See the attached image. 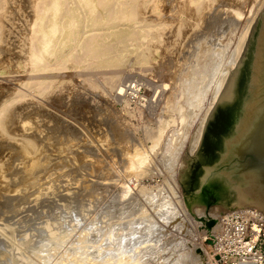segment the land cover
I'll list each match as a JSON object with an SVG mask.
<instances>
[{"label":"bare ground","instance_id":"bare-ground-1","mask_svg":"<svg viewBox=\"0 0 264 264\" xmlns=\"http://www.w3.org/2000/svg\"><path fill=\"white\" fill-rule=\"evenodd\" d=\"M149 0H0V223L3 224V231H4V235L1 234L0 235V264H10L13 263L11 258V252L10 251V246H8V242L11 243L12 240L11 238L14 237L16 235V237L18 238L17 234H19V232H22V227L24 228V223L28 220L25 221L24 217H21L20 219L14 220L16 217L18 218L20 214L23 213V211L21 210L22 207H25L24 204L31 198L33 201L35 202L37 205V207H39L40 209H46L47 211H45L46 213V218L47 219H42L40 216L37 215V218H33V220L38 219L39 217L43 220V222L45 221L44 224V230L46 231L45 235L48 236V238L50 237L48 235L47 232H51L53 233V225L56 221V218L54 215H56V213L53 215L52 210L55 209L54 208V203L53 201H57L60 200L63 202V205L67 206L70 205L71 203H80V202H85L86 200L93 199L94 201L96 200H100L102 199L103 201V195L102 193L106 190H108V188H110L112 186L109 185L110 187H106L105 184H107V182H102L99 180H95V178H93V182H91V178L90 180H87V183L89 181V183H85V181H81L82 184V188L80 189H76V193H72L73 196H70L68 194H63L61 192V189H65V187L61 188L62 186H66L68 185L66 183V185H59L58 182L60 181H56L58 180L56 178V176L60 175L61 177V181L62 179V174L64 173H59L56 175L57 171H54V169L59 170L60 168H62L64 166V168L66 167L65 165L68 164L67 166H70L71 163V158L72 161H76L75 163H73V166L75 167L74 169V177L76 175V169L79 171L80 170H85L87 168V166L85 165V161L84 159L82 160L81 158H83L80 154H82V150L84 152V148L86 146V144L83 142V145L85 144V146L81 145L84 147H82L81 152L79 153V150H76L77 148H79L78 146H75L76 144L78 145L79 143H77V139L78 138H83L80 137L81 136V132L79 130H77L78 132H80L79 137L77 136V134L74 132H72L74 135H70L69 131L67 129H69V127L66 128V126L62 127L60 125H62L63 123H61V120L59 121L61 124L58 126L57 122L56 125L54 124L52 119H57V115L56 117L51 116V111H50V107H52V105H54L55 103L59 104V105H64V94H62V89H57L58 87L56 85V83L60 82H65V78L69 79L70 77H77L80 76V71L77 69H81L84 68V66H91L92 67H102L101 69L103 70L105 67H117L123 62L125 61L124 59V55L127 53V55H129L128 52L130 51H134L133 53L136 54V62L140 63V64H144L148 63L151 59V55L148 54L145 49H141L140 45V41H142L143 39H146L147 37H149V42L151 44L152 41H150V36L153 37V35L155 36V34H159L160 31H158L157 29H161V27L163 26V30L164 29V25L165 23L163 21H166L167 18L170 17V15H168L170 13V11L168 12V16L169 17H165L167 15H164V18H166L165 20L161 19L162 17L160 16L162 13L161 11H159V7L155 8L158 5H162L163 7H161L162 9H166V7H169L170 5L175 6L174 11H178V13H183L186 15L187 21H182L180 24L178 25L175 20L173 19V17L171 20H173V22L170 23H174L176 24L173 25V29L174 26L175 28L177 27V30H175V36L177 39L180 38V34L182 33V31L184 30L185 25L188 26L187 27V32H185L184 34V38L186 39L187 37H190V41L187 43L189 44V47L191 48V50L193 51V53L196 52V50H198L197 48H202V50L208 51L209 54H204V57H202L203 59L200 61H197V65H196V61L194 60L193 62H195V66L192 67V70L194 68H196V70H194L192 72V84L190 83L189 86H187L186 84H182V82L178 76V73H175V70L173 71H165L167 68L166 67H162L158 69L162 74H168L167 76H169V78L172 80L171 82L168 83H161V79L159 82L160 85L158 84V86L160 87V90H158V94L159 96H167L166 95V91L171 90L170 91V96L171 93L175 91V89L180 88V91L178 90V93L181 95V97L179 98V109L182 106H186L185 110L186 112H183L184 115L187 117L189 115V112H195L193 110V108L195 106H201L204 103V101H206L205 97H206V93H208V91L210 92V96L208 94V97L210 98L208 101V106L207 108L205 107L206 111H204L202 118L205 119L206 114H208L210 112V110L212 109V107L215 105L214 110L211 112V115L213 114V117L218 116L217 114H219L221 117V122L224 118H226V116H238L237 117V121L235 122V125L237 126V129L235 130L234 133L232 134H228L227 136L225 135V137L223 138L218 151H217V155L219 156L220 153L223 151V149L227 146V144L230 142V140L234 137V135L237 133V131L239 130L241 124H242V120H243V115H244V110H245V105H246V101H247V96H248V91H249V86H250V81H251V76H252V71H253V66H254V60H255V55H256V50H257V45H258V39H259V34H260V29H261V24H262V18H263V13H264V0L260 1V4L258 5H254L255 3H259L255 2V0H150V2H148ZM257 1V0H256ZM255 2V3H254ZM147 3H151L150 5L147 6ZM251 4V5H249ZM124 5H144V7H146L150 12V7L151 5H156L153 9L154 14L159 17L161 19V22L158 21L159 18L155 17L154 19H152L153 15H151L150 13V23L146 25V23L144 24V26L137 28L136 25V15H138L139 13H135V17H134V11L131 8H125L124 10H121V6ZM115 6V7H114ZM150 6V7H149ZM152 6V7H153ZM171 6V7H173ZM123 7V8H124ZM144 7H142L144 9ZM136 8V7H135ZM141 8V9H142ZM159 8V9H158ZM138 9V8H137ZM135 9V10H137ZM140 9V7H139ZM146 9V10H147ZM152 9V11H153ZM161 9V10H162ZM173 9V8H172ZM170 9V10H172ZM144 11V10H142ZM163 11V10H162ZM168 11V10H167ZM166 11V12H167ZM145 12V11H144ZM143 12V18L142 16L139 18L140 20L146 21V15ZM161 13V14H160ZM172 13V12H171ZM177 13V12H176ZM142 14V13H141ZM164 14V13H163ZM162 14V15H163ZM174 14V13H172ZM149 17V16H148ZM170 17V18H171ZM169 18V19H170ZM185 18V19H186ZM138 19V20H139ZM152 19V20H151ZM157 20V21H156ZM163 20V21H162ZM178 20V18L176 19ZM152 21V23H151ZM156 21V22H154ZM170 21V20H169ZM166 22L167 25H169L170 23ZM179 21V20H178ZM160 22V23H159ZM187 22V23H186ZM179 23V22H178ZM164 24V25H162ZM165 25V27L167 26ZM171 25V24H170ZM106 28H103V27ZM172 26V25H171ZM171 28V27H170ZM170 28L168 29V31L170 30ZM107 30L106 32H100L101 30ZM167 29V28H166ZM171 28V32H169V36L173 30ZM157 30V33H155L154 31ZM174 31V30H173ZM155 33V34H154ZM164 33L163 32H160ZM166 33V32H165ZM163 34L168 36L167 34ZM168 33V32H167ZM183 34V33H182ZM162 35V37H164ZM168 36V37H169ZM174 36V35H173ZM158 36H155V38H157ZM168 37L167 40H168ZM155 38H152V40H154V43L156 44L157 41L155 40ZM171 38H175V37H171ZM158 39V38H157ZM161 39V37H160ZM188 39V38H187ZM186 39V40H187ZM163 41V39H161ZM182 40V39H181ZM139 41V42H138ZM172 41V40H171ZM178 41V40H177ZM176 41V42H177ZM148 42V41H147ZM147 42H143V43H147ZM164 42V41H163ZM162 42V43H163ZM167 42V41H166ZM187 42V41H184ZM182 42V43H184ZM153 43V45H154ZM160 43V42H159ZM172 43V42H171ZM142 44V43H141ZM149 44V43H147ZM161 44V43H160ZM175 44V42H174ZM178 44V43H177ZM176 44V45H177ZM158 45V43H157ZM171 45V44H170ZM175 45V46H176ZM181 45V44H179ZM184 45V44H183ZM148 46V45H147ZM146 46V47H147ZM151 46V45H149ZM169 46V44H168ZM131 47V48H130ZM153 46H151L152 48ZM166 47H167V43H166ZM173 47V46H172ZM186 47V46H185ZM145 48V46H144ZM154 48V47H153ZM159 48V45L158 47ZM162 48V47H160ZM159 48V49H160ZM170 48V46H169ZM168 48V49H169ZM180 48V47H178ZM172 49V48H171ZM170 49V51H171ZM184 49V48H183ZM182 49V50H183ZM162 50V49H161ZM174 50V49H173ZM201 50V51H202ZM150 51V50H149ZM153 51V49H152ZM163 51V50H162ZM178 51V50H177ZM176 51V52H177ZM186 51V50H185ZM204 51V52H205ZM212 51L214 53H216L215 55H217L218 53L223 57H220L218 59H216L217 61L220 59L219 62H215L212 57V55H210V52L212 53ZM160 52V51H159ZM151 53V51H150ZM173 53V52H172ZM201 53V52H200ZM154 54V53H152ZM160 54V53H159ZM161 54H165L166 53H161ZM170 54V53H169ZM179 54V53H178ZM182 54V53H181ZM189 54V53H188ZM192 54V52H191ZM196 54V53H195ZM134 55V54H133ZM173 55V54H172ZM186 55V54H185ZM194 55V54H193ZM132 56V55H131ZM159 57H161L160 55H158ZM163 56V55H162ZM163 56V58H164ZM179 56V55H178ZM196 56V55H195ZM158 57V58H159ZM171 57V56H170ZM181 56H179L180 58ZM188 57V56H187ZM192 57V55H191ZM201 57V56H200ZM156 58V57H155ZM162 58V59H163ZM166 58V57H165ZM164 58V59H165ZM167 58L168 55H167ZM177 58L178 60H181ZM184 58V57H183ZM217 58V57H216ZM134 59V57H133ZM161 59V58H160ZM160 59H157L160 61ZM170 61L172 62V59L169 58ZM193 59V58H192ZM127 60V59H126ZM68 61H70V65H68ZM134 61V60H131ZM150 61V62H151ZM168 61V59L166 60V62ZM177 61V60H175ZM183 61V59H182ZM190 61V60H189ZM214 61V62H213ZM134 61V63H136ZM150 62L148 63L150 66ZM165 60L164 62L162 61L163 64H167ZM169 65H173L174 63H171ZM187 61H185V65ZM191 62V61H190ZM130 63V61H129ZM158 63V62H157ZM161 63V61H160ZM161 63V64H162ZM178 63V62H176ZM175 63V64H176ZM181 63V61L179 62ZM189 63V62H188ZM133 64V63H132ZM152 64V63H151ZM154 64V62H153ZM152 64V65H153ZM162 64V65H163ZM182 64V63H181ZM191 64V63H190ZM216 64V65H215ZM122 65V64H121ZM156 65V63H155ZM159 65V64H158ZM168 65V66H169ZM179 65V64H178ZM184 65V64H183ZM124 66V65H123ZM71 68L70 70H68L67 68ZM142 67V66H141ZM145 66H143L144 68ZM154 67V66H152ZM152 67L150 66V69H152ZM156 67V70H157ZM179 67V66H178ZM90 68V67H89ZM88 68V69H89ZM90 68V69H91ZM97 68L95 69V79H97V73L99 74V72L101 73V71H97ZM124 68V67H123ZM129 68V67H127ZM171 68V66L169 67V69ZM176 68V67H175ZM174 68V69H175ZM181 68V66H180ZM188 68V67H187ZM186 68V70H187ZM89 69V70H90ZM111 70L113 68H110ZM116 69V68H115ZM121 69V68H119ZM149 69V71H150ZM173 69V66H172ZM86 70V69H85ZM94 70V71H95ZM110 70V71H111ZM118 70V69H117ZM114 70V71H117ZM133 70V69H132ZM148 70V68L146 69V71ZM184 70V68H183ZM182 70V71H183ZM191 68L189 69L190 72ZM191 70V71H192ZM83 71V69L81 70ZM93 71L90 70L89 73ZM93 71V72H94ZM105 71H108L107 69H105ZM122 71V69H121ZM124 71V70H123ZM153 71V70H152ZM155 71V70H154ZM179 71V70H178ZM181 71V72H182ZM69 72V74H68ZM79 72V73H78ZM104 72V71H103ZM103 72L101 74H103ZM120 72V71H118ZM127 72V71H126ZM151 72V71H150ZM157 72V71H156ZM155 72V73H156ZM168 72V73H167ZM180 72V71H179ZM187 72V71H186ZM86 73V72H85ZM106 73V72H105ZM109 73V72H108ZM106 73V76L107 74ZM115 73V72H114ZM145 73V72H144ZM158 73V72H157ZM183 73V72H182ZM84 74V73H83ZM82 74V75H83ZM94 74V73H93ZM101 74H99V76L101 77L100 80L105 77V75H103V77L101 76ZM146 74V73H145ZM154 74V72H153ZM92 75L91 73L89 74V76ZM119 74H115L113 75V78H115V80L119 79L120 77L118 76ZM121 75H123L121 73ZM120 75V76H121ZM159 75V74H158ZM182 75V74H181ZM191 75V73H190ZM70 76V77H68ZM88 76V73H87ZM86 78L85 81L87 80H91ZM94 76V75H92ZM90 78H93V77ZM109 76V74H108ZM107 76V77H108ZM149 76V75H148ZM151 76V73H150ZM163 76V75H162ZM184 76V75H183ZM125 77V76H124ZM177 77V79H176ZM106 78V77H105ZM102 79V80H105ZM158 78V77H156ZM166 78V77H165ZM175 78V79H174ZM184 78V77H183ZM76 79V78H75ZM79 79V78H78ZM84 79V78H82ZM95 79L93 78L92 80L95 81ZM99 79V78H98ZM111 79V78H110ZM109 79V80H110ZM152 79V78H150ZM164 79V78H163ZM174 79V81H173ZM190 79V76H189ZM81 80V78L79 79ZM91 80V81H92ZM107 80V78H106ZM105 80V81H106ZM108 80V81H109ZM113 80V79H112ZM112 80H110V85L112 86ZM114 80V81H115ZM121 80V79H120ZM148 83H150L151 80H149V78L147 79ZM72 82H74L71 79ZM84 83H88L85 82ZM90 81V82H91ZM97 81V80H96ZM95 81V82H96ZM119 81V80H118ZM167 81V80H166ZM169 81V80H168ZM83 82V80H82ZM95 82H93L95 84ZM104 81H102L101 83H103ZM154 82V80L152 81ZM156 82V80H155ZM164 82V81H163ZM184 82H185V78H184ZM66 83V82H65ZM76 83V82H75ZM78 83L81 82H77ZM108 83V82H106ZM115 83V82H114ZM113 83V84H114ZM118 83V82H117ZM120 83V82H119ZM187 83V82H186ZM68 84V83H66ZM89 84V83H88ZM87 84V85H88ZM104 84V83H103ZM103 84L101 85L99 82L100 87H103ZM108 84V85H109ZM123 84V83H121ZM135 83H133L134 85ZM147 84V83H146ZM188 84V83H187ZM65 85V84H64ZM76 85V84H74ZM73 85V86H74ZM107 85V84H105ZM118 85V84H117ZM124 85V84H123ZM121 85V86H123ZM155 85V83H154ZM59 86V85H58ZM61 86V85H60ZM72 86V85H71ZM93 85H91V88ZM97 86V84H96ZM111 86H105L104 88L106 89L109 88L112 90ZM137 86V85H136ZM152 86V85H150ZM157 86V83H156ZM65 87V86H64ZM70 86H68L69 88ZM76 87V86H75ZM73 87V88H75ZM81 87V86H79ZM78 87V88H79ZM99 87V88H100ZM126 87V86H125ZM128 87L130 88V84L128 85ZM66 88V87H65ZM72 88V89H73ZM89 88V87H87ZM97 87V90L99 89ZM100 88V89H101ZM103 88V89H104ZM116 88V86H115ZM120 88V86H119ZM123 88V87H122ZM128 88V90H129ZM134 88V86H133ZM153 88V87H151ZM64 89V88H63ZM71 89V88H70ZM77 89V88H76ZM80 89V88H79ZM96 89V88H95ZM107 89V94L110 92V90ZM118 89V88H117ZM157 89V88H156ZM209 89V90H208ZM244 89L245 94H244ZM84 90V89H83ZM91 90V89H90ZM95 90V91H97ZM121 91V88L118 89ZM135 90V89H134ZM133 90V92H134ZM151 90V89H150ZM153 90H155L153 88ZM174 90V91H173ZM207 90V91H206ZM64 92L66 90H63ZM69 91V89H68ZM88 91V90H87ZM99 91V90H98ZM102 91V89H101ZM115 91V90H114ZM122 91L125 92V90L122 89ZM77 92V91H76ZM75 92V93H76ZM112 92V91H111ZM119 92V91H118ZM148 92V91H147ZM152 92V91H151ZM176 92V91H175ZM69 92H67V95L70 96L71 99V95L68 94ZM81 93V92H80ZM90 93H94V92H90ZM102 93V92H101ZM114 93V92H113ZM121 92L116 94H119L120 96H122V94H120ZM177 93L178 96H180ZM73 94V93H72ZM87 94V93H86ZM106 94V95H107ZM244 94V95H243ZM85 95V94H84ZM91 95V94H90ZM100 95V93H99ZM115 95V93H114ZM155 95V94H154ZM169 95V94H168ZM176 95V94H175ZM73 96V95H72ZM75 96V95H74ZM93 97V95H91ZM96 96V95H95ZM105 96V95H103ZM111 96V95H109ZM66 97V96H65ZM77 97V96H76ZM83 97V96H82ZM98 96H96L97 98ZM102 97V96H101ZM108 95L106 96L107 99ZM113 97V96H111ZM110 97V98H111ZM118 97V96H117ZM116 97V98H117ZM158 97V95H157ZM207 97V98H208ZM69 98V97H67ZM78 98V97H77ZM100 98V97H99ZM151 98V97H150ZM167 98V97H166ZM75 99V97H74ZM98 99V98H97ZM103 99H105L103 97ZM115 99V97H114ZM118 99V98H117ZM126 99V98H125ZM153 99V97H152ZM155 99H159L155 97ZM154 99V101H155ZM170 99V98H169ZM168 99V100H169ZM181 99V100H180ZM66 100V99H65ZM72 100V99H71ZM93 100V99H92ZM102 100V99H100ZM109 100V98L107 99ZM112 100V98H111ZM110 100V101H111ZM121 100V99H120ZM160 100V99H159ZM164 100V99H163ZM167 100V102H169ZM69 101V100H68ZM74 101V100H73ZM77 101V100H76ZM75 102V101H74ZM85 102V101H84ZM88 102V101H87ZM95 102V101H94ZM101 102V101H100ZM109 101H107L108 103ZM117 102V101H116ZM149 102H151V99L149 100ZM156 102V101H155ZM161 102V101H160ZM164 102V101H163ZM162 102V103H163ZM166 102V101H165ZM73 103V102H72ZM82 103V102H81ZM106 103V104H107ZM125 103V102H124ZM67 104V103H66ZM76 104V103H75ZM91 104V103H90ZM99 104V103H98ZM102 104V103H101ZM104 104V103H103ZM112 104V103H111ZM171 104V103H170ZM68 105V104H67ZM80 105V104H79ZM164 105V104H163ZM172 105V104H171ZM62 106V107H64ZM72 106V105H71ZM86 106V105H85ZM95 106V105H94ZM93 106V107H94ZM99 106V105H98ZM103 106V105H102ZM68 107V106H67ZM78 107V106H77ZM87 107V106H86ZM91 107V105H90ZM105 107V104H104ZM110 107V106H109ZM147 107V106H146ZM163 107V106H161ZM160 107V108H161ZM181 107V108H182ZM66 108V106H65ZM64 108V109H65ZM82 108V107H81ZM80 108V109H81ZM84 108V107H83ZM74 109H75V105H74ZM79 109V108H77ZM89 109V108H88ZM105 109V108H104ZM109 109V108H108ZM204 109V108H203ZM216 109V110H215ZM52 110V109H51ZM55 111V109H53ZM52 110V111H53ZM57 110V108H56ZM61 110V109H60ZM69 110V109H68ZM67 110V112H68ZM86 108H84L83 111H85ZM91 110V109H90ZM165 110V109H164ZM63 111V110H62ZM66 111V110H65ZM64 111V113H66ZM92 111V110H91ZM101 111V110H100ZM106 111H107V106H106ZM105 111V112H106ZM109 111V110H108ZM60 112V111H59ZM78 112V111H77ZM81 112V110H80ZM88 112V111H87ZM93 112V111H92ZM103 112V111H102ZM111 112V111H110ZM162 112V111H161ZM53 113V112H52ZM56 113H58V111H56ZM70 113V112H69ZM79 113V112H78ZM73 113L71 112V115ZM88 115L90 113H85V115ZM95 114V112L93 113V115ZM105 114V113H104ZM196 114V113H195ZM237 114V115H236ZM63 114H61L60 116H62ZM67 115V114H66ZM76 115V114H75ZM84 115V114H81ZM109 115V113H108ZM68 116V115H67ZM91 115H89L90 117ZM183 116V115H182ZM194 116V115H193ZM92 117V116H91ZM96 117V116H95ZM112 117V116H111ZM63 118V117H62ZM73 118V117H72ZM80 118V117H79ZM78 118V119H79ZM88 118V117H87ZM180 118V117H179ZM182 118V117H181ZM199 122V124L202 123V119ZM75 119H77L75 117ZM74 119V120H75ZM78 119L76 121H78ZM118 119V118H117ZM116 118H109V120L107 121L108 125L111 126V129H114V131L116 133L120 132V129H123V126L127 123L123 125L122 124V118L120 120H117ZM63 120H69L64 119ZM72 119H70L71 121ZM81 121L83 119H80ZM87 120V119H86ZM91 120V119H90ZM95 120V119H94ZM107 120V119H106ZM180 120V119H179ZM178 120V121H179ZM240 120V121H239ZM58 121V120H57ZM68 121V122H70ZM85 121V120H84ZM83 121V122H84ZM93 121V120H92ZM177 121V122H178ZM63 122V121H62ZM87 122V121H86ZM180 122V121H179ZM182 122V121H181ZM220 122V125H222ZM71 123V122H70ZM69 123V124H70ZM79 123V121H78ZM94 123V122H93ZM160 123V122H159ZM68 124V123H66ZM85 124V123H83ZM80 124V125H83ZM101 124V123H100ZM78 125V124H77ZM76 125V126H77ZM90 126V124H88ZM130 125V124H129ZM71 126H75V122L74 125L72 124ZM96 126V125H95ZM198 126V125H197ZM201 126L197 127L194 131L195 136H201L199 134H201ZM239 126V128H238ZM87 127V126H86ZM90 127H94V126H90ZM178 127V124H177ZM180 127V126H179ZM178 127V128H179ZM64 128H66L65 130L68 131V137L73 136L72 139H75L76 141L74 142V148L72 141L70 138H67V140H63L61 138L65 137H60L62 135V133H65L63 130ZM83 128H85V126H83ZM100 128V126H99ZM124 127V130L125 131ZM177 128V129H178ZM203 128V127H202ZM73 129V128H72ZM81 129V128H80ZM89 129V128H88ZM95 129V128H93ZM102 129V128H101ZM100 129V130H101ZM104 129V128H103ZM127 131L129 132L131 130L126 128ZM162 129V128H161ZM182 129V128H181ZM199 129V130H198ZM220 129V128H219ZM106 130V129H105ZM172 129L171 131L176 134L175 130ZM218 130V129H217ZM71 131V130H70ZM87 131V130H86ZM90 131V130H89ZM96 130H94L95 132ZM133 131V130H131ZM177 131V130H176ZM101 132V131H100ZM113 132V130H112ZM114 132V133H115ZM128 132L125 133V135H128ZM158 132V131H157ZM71 133V134H72ZM84 133V134H83ZM86 132H82L83 135H85ZM98 133V132H97ZM103 133V132H102ZM124 133V132H122ZM161 130L159 131L158 135H154V140L152 142V146L150 147V150H153L159 142V139L162 137H160ZM193 133V135H194ZM219 133V132H218ZM67 134V132H66ZM66 134L64 136H66ZM105 134V133H104ZM110 134V133H108ZM113 134V133H112ZM111 134V135H112ZM169 134V132H168ZM167 134V136H169ZM174 134L172 135V139L174 138L173 136H175ZM98 135V134H95ZM120 135V134H119ZM130 135V132H129ZM128 135V136H129ZM171 135L170 138H167L164 142H162L161 148L160 150L163 151V156H160L159 158H165L167 157L166 155H170L169 157L174 159L175 156H177L176 154H178L179 152V147H181V143L183 142V138L182 137H178L175 136V140L173 139V141L171 140ZM87 136V134L85 135ZM91 136V135H90ZM109 136V135H107ZM122 136V135H121ZM131 136V135H130ZM194 136V137H195ZM67 137V136H66ZM89 137V135H88ZM96 137V136H95ZM112 137V136H110ZM109 137V138H110ZM150 137V136H149ZM166 137V136H165ZM229 137V138H227ZM231 137V138H230ZM58 138H60L61 140H63V143H60L58 140ZM93 138V136H92ZM102 138V137H101ZM106 138V137H105ZM117 138V136H116ZM127 138V137H125ZM131 138V137H129ZM127 138V139H129ZM133 138V137H132ZM135 138V137H134ZM199 139V137H197ZM195 137V140L197 139ZM71 142H70V140ZM88 139L87 137H85V140ZM95 139V138H94ZM104 140V138H102ZM114 139V137L112 138ZM123 139V137H122ZM197 139V140H198ZM214 139H218V136H215ZM69 140V144L68 143ZM90 140V137H89ZM93 140V139H92ZM100 140V139H99ZM106 140V139H105ZM119 140V138H118ZM125 140V139H124ZM132 140V139H129ZM164 140V139H163ZM88 141V140H86ZM112 141V140H111ZM123 141V140H122ZM134 141V140H133ZM199 141V140H198ZM56 142V144H55ZM62 142V141H61ZM98 142V141H97ZM109 142V141H108ZM113 142V141H112ZM111 142V143H112ZM124 142V141H123ZM128 142V141H127ZM125 142V144L127 143ZM197 143V141H195ZM76 143V144H75ZM90 147L92 146L90 141L88 142ZM94 143V142H93ZM92 143V144H93ZM96 143V141H95ZM164 143V144H163ZM196 143H195V147H196ZM67 144V145H66ZM100 144H105V143H98ZM107 144V143H106ZM124 144V145H125ZM183 144V143H182ZM70 145V146H69ZM96 145V144H95ZM97 145L96 147H101ZM118 145V144H117ZM123 145V146H124ZM94 146V145H93ZM112 146V145H111ZM121 146V145H120ZM89 146L86 147V149ZM88 149H91V148ZM95 146L93 147L96 148ZM115 147V145H114ZM122 147V146H121ZM92 149V150H93ZM100 148H97V150H99ZM113 149V148H112ZM111 149V150H112ZM116 149V148H115ZM195 149V148H194ZM102 150V149H100ZM108 150V149H107ZM106 150V151H107ZM120 150V149H119ZM155 150V149H154ZM78 151V152H77ZM118 151V150H117ZM134 159H132L128 154H126L123 157H126L123 160H126L127 165H124L125 170H127L129 173L130 171H132L135 168H138V165L144 163L145 158H147V152L145 153L143 151H138L137 148H135L134 150ZM86 152V151H85ZM84 152V153H85ZM94 152V150H93ZM109 152V151H108ZM116 152V150H115ZM119 152V151H118ZM154 152V151H153ZM71 154V158L70 160L67 161L68 157L67 155ZM95 153V152H94ZM93 153V154H94ZM97 153V152H96ZM104 153V152H102ZM152 153V152H151ZM162 153V152H161ZM193 153V152H192ZM191 153V154H192ZM87 154V153H86ZM99 154V153H98ZM101 154V153H100ZM99 154V155H100ZM115 154V153H114ZM122 154V153H120ZM125 154V153H124ZM153 154V153H152ZM212 154V153H211ZM83 155V154H82ZM88 155V154H87ZM117 155V154H116ZM201 155V154H200ZM91 156V155H90ZM93 156V155H92ZM104 156V155H103ZM109 156V155H108ZM115 156V155H113ZM120 156V155H119ZM154 156V155H153ZM210 154L209 152L203 153L201 155V157H199V159L203 160L200 167L198 168L200 170V173L202 174V169H205L206 175L208 174V176L206 177V181L208 182L207 184L210 185L213 180H214V174H211L210 169L211 167L207 166L206 163H209L213 158L210 159ZM118 157V156H116ZM168 157V158H169ZM90 158V157H89ZM98 159L102 158V156L100 155V157L97 156ZM218 158V157H217ZM103 159V158H102ZM110 159H114V158H110ZM148 159V158H147ZM166 159V158H165ZM171 159V160H172ZM87 160V159H86ZM96 160V159H95ZM157 160V159H156ZM71 161V162H72ZM89 161V160H88ZM94 161V160H93ZM121 161V160H119ZM160 161V160H159ZM163 161V160H162ZM96 162V161H95ZM100 162V161H99ZM166 162V161H165ZM172 162V161H171ZM171 162L168 161V163L170 164ZM89 163V162H87ZM124 163V162H123ZM91 164V163H90ZM88 164V166H92ZM93 164V163H92ZM173 164V162H172ZM98 164L93 165L92 167L96 166ZM104 165V164H103ZM123 165V164H122ZM203 165V167H202ZM101 166V165H100ZM107 166V165H106ZM168 166V165H167ZM171 166V165H169ZM86 167V168H85ZM97 167V166H96ZM172 167V166H171ZM170 167V168H171ZM69 167H66V170ZM71 168V167H70ZM98 168V167H97ZM102 168H105L104 166H101L100 170H103ZM122 168V167H121ZM89 170L91 169L90 167L88 168ZM95 169V167L93 168ZM119 169V168H118ZM73 170V169H72ZM105 170V169H104ZM113 170V169H112ZM171 170V169H170ZM68 171V170H67ZM86 171V170H85ZM84 171V172H85ZM107 171V170H106ZM135 171V170H134ZM63 172V171H61ZM70 172V170H69ZM96 172V169H95ZM103 172V171H102ZM101 172V174H102ZM123 172V171H122ZM72 173V171L70 172ZM92 173V172H91ZM109 172H107L108 174ZM126 173V176L128 175ZM199 173V172H198ZM210 173V174H209ZM83 174V172H82ZM80 172V175H82ZM85 174H90L89 172H85ZM94 174V173H93ZM95 174H98L95 173ZM104 174V173H103ZM120 174V173H119ZM125 174V173H124ZM65 175V174H64ZM73 176V174H71ZM70 175V176H71ZM84 175V174H83ZM82 175V176H83ZM113 175V174H112ZM184 175L188 176V172L186 171V173ZM79 176V175H78ZM76 176V178L78 177ZM85 176H89V175H85ZM200 176V175H199ZM202 176V175H201ZM67 177V175H66ZM73 177V178H74ZM100 177V176H98ZM97 177V178H98ZM113 177V176H112ZM59 178V177H58ZM65 178V177H64ZM204 178V177H202ZM201 178V180H203ZM60 179V178H59ZM66 179V178H65ZM88 179V178H87ZM115 180L117 178H114ZM127 179V178H126ZM130 179V178H129ZM75 180V179H74ZM78 180V179H77ZM113 180V179H112ZM76 181V180H75ZM80 181V179H79ZM78 181V182H79ZM118 181V180H117ZM124 181V180H122ZM215 181V180H214ZM63 182H66V180H64ZM62 182V184H63ZM111 182V181H110ZM75 183V182H74ZM120 183V182H119ZM118 183V184H119ZM122 183V182H121ZM61 184V183H60ZM65 184V183H64ZM85 184L87 186H85ZM115 185V181L113 183ZM117 184V185H118ZM126 183H122L120 187V190L118 191L117 189H114L115 191L117 190L119 192V195L115 194V198L121 197V199L125 198L127 195L131 196V200H135L133 197V195L130 194V187L125 185ZM74 185H72L71 188H73ZM77 186V185H76ZM75 186V187H76ZM68 188V187H67ZM113 188V187H111ZM117 188V187H116ZM143 187H141V190ZM145 188V187H144ZM162 188V187H161ZM168 188V187H167ZM174 188V187H173ZM138 189V188H137ZM70 190V189H68ZM75 190V189H74ZM149 190V189H148ZM161 190V189H160ZM63 191V190H62ZM72 191V190H71ZM110 192V189L108 190ZM114 191V192H115ZM116 191V192H117ZM176 191V190H175ZM107 192V191H106ZM112 192V191H111ZM147 192V191H146ZM153 192V191H152ZM155 192V191H154ZM164 193V192H163ZM203 192L201 191H197V194H202ZM71 194V195H72ZM113 194L114 193H110V197L111 199H113ZM140 194V193H139ZM148 194V193H147ZM154 193L152 194H148V195H152L153 196ZM157 194V193H155ZM154 194V195H155ZM216 194V193H215ZM109 195V194H108ZM136 195V194H135ZM166 195L169 196V194L167 193ZM178 195V194H177ZM129 196V197H130ZM109 197V196H107ZM105 197V198H107ZM167 197V196H166ZM30 199V200H31ZM110 198L108 200H111ZM120 199V200H121ZM138 199V198H137ZM105 200V199H104ZM130 200V199H128ZM127 200V201H128ZM107 201V200H106ZM199 202H201V200H198ZM31 202V203H32ZM71 202V203H70ZM97 202V201H96ZM99 202V201H98ZM97 202V203H98ZM105 202V201H104ZM113 202V201H112ZM111 202V203H112ZM120 202V201H119ZM118 202V204H119ZM122 202V200H121ZM120 202V203H121ZM129 203L131 201H128ZM81 203V204H82ZM107 203V202H105ZM123 203V202H122ZM125 203V202H124ZM135 203V202H134ZM168 203V202H167ZM61 203L58 204V206ZM86 204H90L89 202H87ZM96 204V203H95ZM94 204V205H95ZM104 204V203H103ZM115 204V203H113ZM117 204V205H118ZM133 204V202H132ZM136 204V203H135ZM134 204V205H135ZM177 204V202H176ZM27 205V204H26ZM72 205V204H71ZM70 205V206H71ZM76 205V204H75ZM74 205V206H75ZM80 205V204H79ZM102 205V204H101ZM115 204V206H117ZM153 205V204H152ZM164 204H162L163 206ZM30 206V203L29 205ZM26 206V207H27ZM73 206V205H72ZM72 207V209L75 210L74 213H76L75 215L77 216L76 212L77 208ZM88 206V205H87ZM86 206V207H87ZM100 206V205H99ZM112 206V205H111ZM110 206V207H111ZM121 206V205H120ZM123 206V205H122ZM121 206V207H122ZM128 206V205H127ZM138 206V205H135ZM199 206V205H198ZM216 206V205H215ZM25 207V209H27ZM63 207V206H61ZM82 207V206H81ZM89 207V206H88ZM106 207H108L106 205ZM113 207V206H112ZM120 207V209H121ZM133 207V206H132ZM176 207V206H175ZM202 205H200V210H202ZM36 208V207H35ZM34 208V209H35ZM39 208L37 209L38 212L40 211L42 213V210H39ZM57 208V207H56ZM64 208V207H63ZM69 208V207H68ZM76 208V209H75ZM80 208V207H79ZM85 207H82L81 209L84 210ZM95 208V207H94ZM102 207L98 208L99 210ZM118 208V206L116 207ZM124 208V206H123ZM129 208V207H128ZM165 208V207H164ZM196 208V207H195ZM33 209V210H34ZM60 209V208H59ZM87 209V208H85ZM113 209V208H111ZM215 209V208H214ZM217 209V208H216ZM223 209V208H222ZM234 209V208H233ZM21 210V211H20ZM32 210V206H30L27 209V212ZM35 209V212L37 211ZM63 209H61L62 211ZM80 210V209H79ZM82 210V211H83ZM97 210V209H96ZM95 212H99L96 211ZM126 210V209H124ZM124 210H120V211H124ZM130 210V208H129ZM211 211H216L213 210V208L210 209ZM60 211V212H61ZM64 211L66 212V208L64 209ZM63 211V213H64ZM71 211V210H70ZM69 211V213H70ZM85 211V210H84ZM83 211V212H84ZM105 211V210H104ZM119 211V212H120ZM169 209H164L162 212L164 213V217L168 216ZM21 212V213H19ZM26 212V213H27ZM33 212V211H32ZM38 212H36V214H39ZM59 212V211H58ZM57 212V213H58ZM68 212V210H67ZM73 212V210H72ZM93 212V211H92ZM118 212V213H119ZM202 212V211H201ZM217 212V211H216ZM25 213V211H24ZM34 213V212H33ZM81 213V210L80 212ZM90 213V212H89ZM94 213V212H93ZM93 213L91 215H93ZM115 213V212H114ZM121 213V212H120ZM213 213V212H212ZM61 218L62 213H58ZM65 214V213H64ZM63 214V215H64ZM68 214V213H67ZM65 214L64 216L66 217ZM83 214V213H81ZM80 214V215H81ZM86 214L87 211H86ZM85 214V215H86ZM98 214V213H97ZM111 214V211H110ZM124 214V213H123ZM137 214V213H135ZM217 214V213H216ZM227 214V213H226ZM30 215L31 212H30ZM35 215V213H34ZM33 215V216H34ZM74 215V216H75ZM79 215V214H78ZM79 215V216H80ZM90 215V214H89ZM107 215V214H106ZM22 216V215H21ZM29 217V214L27 215ZM84 216V215H83ZM82 216V217H83ZM87 216V215H86ZM94 216H96L94 214ZM102 216V214H101ZM109 216V215H107ZM115 216V215H114ZM113 216V217H114ZM139 216V215H138ZM35 217V216H34ZM44 217V218H45ZM57 217V216H56ZM70 220L69 221H73L72 220V215H68L67 216ZM85 217V216H84ZM93 217V216H92ZM111 217V216H110ZM136 217V216H135ZM32 217H30L31 219ZM39 218V219H40ZM86 218V217H85ZM90 218V216H89ZM105 218V217H104ZM109 218V217H108ZM129 218V217H128ZM170 218V217H169ZM29 219V221H31ZM58 219V218H57ZM63 219V218H62ZM65 219V218H64ZM67 219V218H66ZM93 219H95V217H93ZM91 218V220H93ZM141 219V218H140ZM61 222V219H58ZM68 220V219H67ZM76 220V218H75ZM74 220V222H76ZM89 219H87L88 221ZM115 220V219H114ZM124 220V219H123ZM132 220V219H131ZM167 220V219H166ZM37 221V220H36ZM35 221V222H36ZM41 221V220H40ZM82 221V220H81ZM80 221V222H81ZM85 221V220H83ZM128 221V220H127ZM169 221V219L167 220ZM42 221L40 222L41 224L43 223ZM57 222V221H56ZM58 222V223H60ZM74 222H72L74 224ZM107 222V221H106ZM139 222V221H136ZM149 222V221H148ZM27 223V222H26ZM29 223V222H28ZM67 223H69L67 221ZM71 223V222H70ZM69 223V224H70ZM71 223V224H72ZM77 223V222H76ZM89 223V222H88ZM124 223V222H123ZM146 223V222H144ZM170 223V222H169ZM38 224V222H37ZM57 224V223H56ZM63 225V223H61ZM60 224V225H61ZM69 224H65L68 225ZM70 224V226H71ZM80 224V223H79ZM78 224V225H79ZM86 224V222H85ZM84 224V225H85ZM131 224V223H130ZM133 224V223H132ZM34 225V224H33ZM43 225V224H42ZM76 225V224H75ZM83 225V224H82ZM90 225V223H89ZM95 225V224H94ZM93 225V226H94ZM143 225V224H142ZM152 225V224H151ZM165 225V224H164ZM56 226V225H55ZM64 226V225H63ZM77 226V225H76ZM80 226V225H79ZM87 225H85L86 227ZM92 226V225H91ZM100 226V225H99ZM109 226V225H108ZM113 226V225H112ZM111 226V227H112ZM122 226V225H121ZM128 226V225H127ZM131 226V225H130ZM134 226V224H133ZM168 226V225H167ZM30 227L31 224H30ZM29 227V228H30ZM75 226H73L74 228ZM82 227V226H81ZM84 227V226H83ZM90 227V226H88ZM97 227V226H96ZM147 228V226H145ZM144 227V228H145ZM152 227V226H151ZM26 228V226H25ZM27 227V229H29ZM37 228H41V227H37ZM43 228V227H42ZM55 228V227H54ZM59 228V227H58ZM62 228V227H61ZM71 228V227H70ZM69 228V229H70ZM93 228V227H92ZM105 227H102L101 230H103ZM113 228V227H112ZM112 228L110 229L112 231ZM118 229L121 227H117ZM134 228V227H133ZM139 228V227H138ZM143 228V229H144ZM31 229V228H30ZM29 229V231H30ZM63 229V228H62ZM72 229V228H71ZM70 229V230H71ZM78 229V228H77ZM76 229V230H77ZM127 229V228H125ZM124 229V231H125ZM156 229V227H155ZM160 229V228H158ZM32 230H37V229H33ZM43 232L42 234H44V230L41 229ZM57 230V229H56ZM61 230V229H59ZM67 229H65L66 231ZM70 230L68 231L70 233ZM109 230V232H111ZM120 230V229H119ZM117 230V231H119ZM146 230V229H145ZM28 231V232H29ZM58 231V230H57ZM64 231V232H65ZM75 231V230H74ZM73 231V232H74ZM87 231V229H86ZM122 231V228H121ZM132 231V230H131ZM149 231V230H148ZM154 231V230H153ZM20 232V233H21ZM36 232V231H35ZM37 232H41L40 230H38ZM36 232V236L37 238H39V236H37ZM62 231V233L64 236L65 235ZM67 232V231H66ZM103 233H105V230L101 231ZM108 232V231H106ZM108 232V233H109ZM115 232V231H113ZM111 232V233H113ZM120 232V231H119ZM128 232V231H125ZM160 232V231H159ZM1 233V232H0ZM25 233V232H22ZM27 233V232H26ZM30 233V232H29ZM61 233V232H59ZM68 233V234H69ZM81 233V232H80ZM84 233V232H83ZM86 233V232H85ZM89 233V231H88ZM100 233V232H97ZM102 233V234H103ZM123 233V232H122ZM162 232H160L161 234ZM41 233H39L40 235ZM72 234V233H71ZM101 234V235H102ZM125 234V233H124ZM124 234H122V236H124ZM128 234V233H127ZM153 234V233H152ZM159 234V235H160ZM27 236L26 234H23L22 236L25 237ZM60 235V234H59ZM88 235V234H87ZM97 236V234H94ZM99 235V234H98ZM100 235V236H101ZM118 236L121 235L117 234ZM131 235V234H130ZM129 235V237H130ZM44 235H42L43 237ZM47 236H44L45 239ZM53 236V234H52ZM58 236V235H56ZM61 236V235H60ZM73 236H77V235H73ZM84 236V235H82ZM90 236V235H89ZM88 236V237H89ZM104 236V235H103ZM113 236V235H112ZM132 236V235H131ZM134 236V235H133ZM142 235H140L141 237ZM28 237V236H27ZM41 237V239L39 238V242L36 240V243H30L31 245H28L31 248V251L33 250L35 253L37 254H48V252L46 253L45 248L47 249V246L50 245L51 246V242L48 243L45 241V239H43ZM68 237V236H67ZM78 239L80 238V236H77ZM77 237H75V240L77 241ZM99 237V236H98ZM117 236H113V239L116 238ZM121 237V236H120ZM136 237V236H135ZM134 237V238H135ZM138 237V236H137ZM152 237V236H151ZM30 238V236H29ZM47 238V239H48ZM51 238V237H50ZM61 238V237H60ZM57 238V239H60ZM69 238V237H68ZM104 238H106V236H104ZM111 240L110 242H112V237L110 236ZM109 238V239H110ZM124 238V237H121ZM127 238V237H126ZM131 238V239H134ZM25 239V238H24ZM52 239L55 241V239L52 237ZM66 239V238H64ZM117 239V238H116ZM145 239L148 238L145 237ZM164 239V238H163ZM11 242H10V241ZM61 240V239H60ZM59 240V241H60ZM67 240V239H66ZM74 240V239H73ZM88 240V239H87ZM96 240V239H94ZM137 240V239H136ZM135 240V241H136ZM142 240V239H141ZM144 240V239H143ZM157 240V239H156ZM31 241V240H27ZM53 241V245H55L56 242H58V244H63V242H65V240L62 242V240L59 241H55L54 243ZM68 241V240H67ZM84 241V240H83ZM103 241V240H102ZM101 241V242H102ZM115 241V239H114ZM146 241V242H147ZM35 242V240H34ZM80 242V241H79ZM89 242V241H88ZM105 242V240H104ZM110 242L108 241V244H110ZM118 242H121L118 240ZM124 242V241H123ZM132 242V241H131ZM134 242V241H133ZM138 244L136 242H134V244L132 243V246L140 245L141 242L137 241ZM143 242V241H142ZM69 243V242H68ZM82 243V242H81ZM80 243V244H81ZM86 243V242H85ZM93 243V242H92ZM114 243V242H113ZM136 243V244H135ZM12 244V243H11ZM10 244V245H11ZM29 244L26 243L25 241V245ZM67 244V243H65ZM64 244V245H65ZM71 244V243H69ZM73 244V241H72ZM77 244V243H76ZM75 244V246H76ZM96 244V243H95ZM94 244V245H95ZM105 244V243H103ZM118 244L117 242L114 244L116 245ZM128 244V243H127ZM145 244V243H143ZM17 245V244H16ZM47 245V246H46ZM57 245V244H56ZM68 245V244H67ZM74 245V244H73ZM88 245V244H86ZM97 245V244H96ZM120 247V251L121 250H125L126 251H122V252H127L128 249L127 247L130 245H121L120 243L118 244ZM152 245V244H151ZM164 245V244H163ZM13 246V245H12ZM24 246V245H23ZM26 245V248L28 247ZM46 246V247H45ZM50 246H48L50 248ZM62 246V245H61ZM66 246V245H65ZM65 246H62L61 249ZM70 246V245H69ZM74 246V247H75ZM81 246V245H79ZM102 246V245H101ZM106 246V245H105ZM103 246V248L105 247ZM112 246V244L110 245ZM110 246H106V247H110ZM149 246V245H148ZM9 247V248H8ZM14 247V246H13ZM60 247V246H58ZM67 247V246H66ZM77 247V246H76ZM85 247V246H83ZM93 247V246H92ZM98 247V245H97ZM115 247V246H114ZM131 247V246H129ZM140 247V246H139ZM138 247V248H139ZM153 247V246H152ZM54 248V247H53ZM56 248V246H55ZM69 248V247H68ZM78 248V247H77ZM113 248V247H112ZM117 248V246L115 247V249ZM132 248V247H131ZM18 249V248H17ZM29 249V248H28ZM27 249V250H28ZM60 249V250H61ZM72 249V248H71ZM86 249V248H85ZM97 249V248H96ZM95 249V250H96ZM101 249V248H100ZM147 249V247H146ZM155 249V248H154ZM161 249V248H160ZM9 250V251H8ZM15 250V249H14ZM65 250V249H63ZM80 250V249H79ZM78 250V252H79ZM83 250V248H82ZM91 250V249H89ZM93 250V249H92ZM98 250V249H97ZM96 250V251H97ZM109 250V248L107 249ZM111 252L112 249L110 248ZM138 250V249H137ZM156 250V249H155ZM162 250V249H161ZM23 251V250H22ZM26 251V250H24ZM29 251V250H28ZM27 251V252H28ZM48 251H50L48 249ZM70 251V249H69ZM81 251V250H80ZM88 251V250H87ZM102 251V250H101ZM105 251V250H103ZM117 251V250H116ZM143 251V250H142ZM153 251V250H152ZM58 252V251H57ZM56 252V253H57ZM62 251L59 252V256L61 257ZM72 252V251H71ZM69 252V253H71ZM110 252V251H109ZM118 252V251H117ZM118 252V253H119ZM130 252V250H129ZM128 252V253H129ZM155 252V251H154ZM159 252V251H158ZM157 252V253H158ZM11 253V254H10ZM21 253V252H20ZM25 253V252H24ZM32 253V252H31ZM76 252H74L75 255ZM83 253V252H81ZM86 253V252H85ZM98 253V252H97ZM96 253V254H97ZM107 253V252H106ZM104 253V254H106ZM16 254V253H14ZM23 254V253H22ZM29 254V253H28ZM27 254V255H28ZM36 254V255H37ZM55 254V253H54ZM67 254V253H66ZM79 254V253H78ZM87 254V253H86ZM94 254V253H93ZM101 254V252H100ZM100 254H97L100 256ZM122 253H119V255ZM141 254V252H140ZM26 255V256H27ZM31 255V254H30ZM29 255V256H30ZM33 255V254H32ZM31 255V256H32ZM65 256V254H63ZM114 255V254H113ZM116 255V254H115ZM118 255V256H119ZM134 255V254H133ZM188 255V254H187ZM16 256V255H15ZM22 256V255H21ZM30 256V257H31ZM121 256V255H120ZM143 256V255H142ZM160 256V255H159ZM186 256V255H185ZM184 256V257H185ZM11 257V258H10ZM29 257V258H30ZM34 257V255H33ZM39 257V256H38ZM54 257V255H53ZM57 257V256H56ZM70 257V256H69ZM77 257V256H76ZM85 257V256H84ZM83 257V258H84ZM98 257V258H99ZM104 257V256H103ZM133 257V256H132ZM131 257L132 262H130V264H146L148 261L144 260H140V258L138 257L137 254L134 255L133 259ZM188 257V256H186ZM24 258V256L22 257ZM32 258V257H31ZM36 258V257H35ZM50 258V256L48 257ZM48 258H46L48 260ZM66 258V257H65ZM79 258L78 260L80 261L81 257H77ZM102 258V257H101ZM106 257H104L105 260ZM110 258V257H109ZM114 262V259H109ZM122 258V257H121ZM146 258V257H145ZM27 259V257H26ZM43 259V256H42ZM88 259V258H87ZM90 259V258H89ZM116 259V258H115ZM125 259V258H123ZM29 260V259H28ZM35 260V259H34ZM36 260H39L38 258ZM52 260V258L50 259ZM48 260V261H50ZM54 260V258H53ZM52 260V262H53ZM61 260V259H60ZM60 260L55 259V264L56 261H58L60 264ZM63 260V258H62ZM61 260V261H62ZM68 260V259H67ZM72 260V259H70ZM74 260V259H73ZM72 260V261H73ZM95 260V259H93ZM103 260V259H102ZM118 257L115 260L114 263L112 264H122L125 263L123 262V260H121V262L118 263ZM128 262L129 260L126 259ZM153 259H151L152 261ZM19 261V260H18ZM41 260H39L40 262ZM78 261V262H79ZM100 262V260H98ZM184 261V260H183ZM28 262V261H27ZM42 262V261H41ZM44 262V261H43ZM77 262L74 261L73 263ZM110 262V261H109ZM109 262H106L104 264H109ZM171 262V261H170ZM186 262V261H185ZM191 262V261H190ZM18 263V262H17ZM23 263V262H22ZM66 264H68V262H65ZM72 263V262H71ZM70 263V264H71ZM92 263V262H91ZM97 263V262H96ZM129 263V262H128ZM126 263V264H128ZM163 263V262H162ZM195 263V262H194ZM20 264V263H19ZM46 264V263H45ZM51 264V263H50ZM53 264V263H52ZM101 264V263H99ZM111 264V263H110ZM198 264V263H195Z\"/></svg>","mask_w":264,"mask_h":264},{"label":"rangeland","instance_id":"rangeland-1","mask_svg":"<svg viewBox=\"0 0 264 264\" xmlns=\"http://www.w3.org/2000/svg\"><path fill=\"white\" fill-rule=\"evenodd\" d=\"M260 1L261 0H259V3H255V2H258V0L256 1L255 0V4L254 5H258V4H260ZM148 2H150V0L148 1ZM151 3H147V5H145V6H147V8H148V5H150ZM249 5H251V4H249ZM121 6V5H120ZM153 5H151V7L149 8L150 9V12H148L149 10L146 8V7H144V5H125V7H124V5H122L120 8H121V10H124L125 8H131L132 10H133V12L134 11H136V12H134V17H135V13H139L138 15H136V17H135V19H136V27L137 28H140V27H142V26H144V24L146 23V25H147V23L149 24L150 23V18H151V16H150V14L151 15H153L154 14V11L156 10H154L153 8L156 6V5H154L153 7H152ZM171 6H173V5H170L169 7H166V9H162L161 7H163L162 5H158V6H156L155 8H157V7H159L158 9H159V11H161V13L163 14H161L160 16L162 17L161 19H163L164 18V15H167L168 14V12L170 11V13L168 14V15H170V17L171 16H173V17H169L168 15L167 16H165L166 18L167 17H169V18H164L163 20H165L166 19V21H163L164 23H165V25H167L168 24V22L167 21H169V23L170 22H173V20H171L172 18L175 20V22L179 25L180 24V22H181V19H182V21L184 20V21H187V18H186V15L185 14H183V13H178V11H174V10H176L175 9V6H173V7H171ZM115 7V6H114ZM124 7V8H123ZM136 7V8H135ZM139 7H140V9H139ZM142 7H144V9L142 8ZM138 8V9H137ZM142 8V9H141ZM173 8V9H172ZM135 9H137V10H135ZM147 9V10H146ZM152 9H153V11H152ZM163 11H162V10ZM170 9H172V10H170ZM142 10H144V11H142ZM168 10V11H167ZM167 11V12H166ZM143 12L145 13V15H146V13H147V19H146V21H145V18H144V21L143 20H140L141 18V16H142V18H143ZM174 13V14H172V13ZM177 12V13H176ZM142 13V14H141ZM150 13V14H149ZM149 16V17H148ZM160 16L159 17H157L155 14L152 16L153 18L152 19H154L155 17H157V18H159L158 19V21H160L161 22V19H160ZM145 17V16H144ZM140 18V19H139ZM178 18V20H176ZM186 18V19H185ZM139 19V20H138ZM151 19V20H152ZM157 21V20H156ZM156 21H154V22H156ZM159 22V23H160ZM166 22H167V24H166ZM175 22L172 24V23H170L169 25H167L166 27H165V25L164 24H162V25H164V29L165 30H163L164 31V33L165 34H167L168 36H169V32H171V28L173 29V25H175L176 26V24H175ZM179 22V23H178ZM151 23H152V21H151ZM162 23V22H161ZM187 23V22H186ZM175 26H174V31L172 30V32L173 33H171L170 34V36L168 37V36H166V35H163L164 33H161L160 34V32H163L162 31V29H163V26L161 27V29H157L158 31H160L159 32V34L157 33V30H155L154 32L155 33H157V34H155V36H158L157 38H155V36L153 35V37H151L150 36V41H152L151 42V44H150V42H149V37H147L146 39H143L142 41H140V45L141 46H143L144 44V46H145V48H144V46L143 47H141V49L143 48V49H145V51L148 53V54H150L151 55V59H152V61L150 62V66L152 67V66H154V67H152V69H150V66H149V62L148 63H145V65L144 64H140V63H137L136 62V54L135 53H133L134 51H130V52H128L129 53V55H127V53L124 55V59H125V61H123L119 66H118V68L117 67H105L103 70L101 69L102 67H96L97 68V71H101V73L103 72V74H101L100 72H99V74H101V76L103 77V75H105V77L107 78V80H106V78L105 77H103L102 79H104L105 78V80H100V76H99V74L97 73V79H95L96 77H95V72H96V68L95 67H92L91 68V66H84V68H81V69H77V70H79L80 71V76H77V77H70V76H68V77H70L69 79H66L65 78V82L66 83H68V84H66L65 82H62V83H60V82H58V83H56V85H55V87L57 86L58 88L57 89H62V94H64V93H66V94H64V102H66V103H64L65 104V106H66V108H65V106L62 104V105H59V104H57V103H55L54 105H52V107H50V111H51V116H53L54 114V116L53 117H56V115H57V119H52L53 120V122H54V124L56 125V122H57V125L59 126L61 123H63L62 125H60V126H62V127H64V126H66V125H68V126H66V128L67 127H69V129H67L68 131H69V134L70 135H74L73 133L75 132H78L77 130H79L80 132L82 131V132H86L85 133V135L87 134V136H85V135H83L82 134V132H81V136L80 137H83V138H78L77 139V141L75 140V139H72L73 138V136H70V137H68V131H66L65 129L66 128H64V130H63V128H62V130L65 132V133H62V134H60V135H62V136H60V137H65V139L64 138H61V139H63L64 141L65 140H67V138H70L71 140H73L72 141V143L73 144H71L70 142H71V140H70V142H69V140H68V143L67 144H69L70 143V145H73V148H74V142L76 141L77 143H79L78 145L76 144L75 146H80L79 148H77L76 150H79V153L81 152V148L83 147V146H85V144H86V146H85V150H84V152H83V150H82V154H80L83 158H81L82 160L84 159L85 161H87V162H89V163H87V162H85V165L87 166V168L84 170L85 172H89L90 174H85V172L83 171V170H80L79 169V171L76 169L75 171H76V175H75V177H74V174L75 173H73L74 172V169H75V167L73 166V163H75L76 161H72V158H71V154L70 155H67V157H68V159H67V161L68 160H70V158H71V161H70V163H71V165L70 166H67L68 164H66L65 166L66 167H69V168H67V170H66V167L64 168V166L62 167V168H60L59 170H55L54 169V171H57V173H56V175L57 174H61V173H64V174H62V181H61V177H60V175H58V176H56V178L58 179V180H56V181H60V182H58L59 183V185H66V183L68 184V185H66V186H62V187H60V189L61 188H63V187H65V189L63 188V189H61V192L63 193V194H68V195H70V196H73V194L74 193H76V189H80V188H82V186H81V184H82V180L83 181H85V183H87V180H90V178H91V182H93V178H95V180L97 179V180H99V181H102V182H107V184H105V186L108 188V187H110L109 185H111V183H112V186L111 187H113V188H108V190L110 189V192L108 191V190H106V191H104L103 193H102V195H103V198L105 199H103V201H102V199H100V200H96V201H94L93 199H88V200H86L85 202H78V203H71L73 206L75 205L76 206V212H78L77 213V216L75 215L76 213H74L75 212V210L74 209H72V205L70 206V205H67V206H65V205H63V202L62 201H60V200H57V201H53V203H54V208L55 209H53L52 210V213H53V215L56 213V215H54L55 216V218H56V221H55V223H54V225H53V230H54V232L53 233H51V232H47L48 233V235L51 237H49L48 238V236L47 235H45V233H46V228L44 227V224H45V221L43 222V220L44 219H47L45 216H46V214H48V213H46L45 211H47L46 209H40L39 207H37V205H35L36 203L35 202H32L33 200L31 199H29L25 204H24V206L26 207L27 205H29V203H30V206H32V210H30V211H28L27 212V209L30 207V206H27L26 208L27 209H25V207H22V211H23V213L22 214H20L19 215V217L17 218H15L14 220H17V219H20L21 217H24L25 218V221L26 220H28V221H26L24 224V228L22 227V232H25V233H22L21 231V233L19 232V234H17V236H18V238L16 237V235L14 236V237H12L11 238V240H12V244L11 243H7L8 244V246H10V251L9 252H11L10 254H11V256H12V258H11V260H12V262L13 263H10V264H55V259L57 260V258H58V260H62V258H63V260L61 261L60 260V264H66L65 262H68V264H70L71 262V264H99V263H101V264H104L105 263V260H106V262H109V264L111 263H114L115 262V260L117 259V257H118V259H119V261H118V263L119 262H121V260H123V262H125V263H122V264H126V263H128V264H130V262H132V260H131V257L133 256L134 257V255L135 254H137L138 255V257L140 258V260H144L145 259V261H148L146 264H195V263H198V264H201V263H204L205 261H208V259L210 260V255H211V240L213 239V236H214V234L216 233V231H217V229H218V227H219V221H220V218L223 216V215H225L226 213H229V212H231V211H233V210H237V209H245V208H251V207H246V206H241V205H236V204H231V203H225V202H220V201H217V197L212 193V195H208L207 193H206V188H207V181H206V177L208 176V174L206 175V177H205V174H206V171H205V169H202V174L200 173V170L198 169L199 167H200V165H201V163H202V159L200 160L199 159V157H201V155L203 154V153H205V155H206V153L207 152H209V154H210V159L211 158H213L209 163H206V165L207 166H209V167H211V169H210V172H211V174H214V172H213V165H214V163H215V161L217 160V157H218V155L216 154L217 153V151H218V148H216V149H213V151H210V145H212L213 143H214V137L215 136H217V134H220V132H219V128H220V122H221V117H219L220 115L219 114H217L218 116H216V117H213V114L211 115V112L214 110V107H215V105L212 107V109L210 110V112L208 113V114H206V116H205V119H203L202 118V115H203V113H204V111H206V109H205V107L207 108V106H208V100L210 99L209 97H208V94H209V96L211 95L210 94V92L208 91V93H206V101H204V103L202 104V107L201 106H195L194 108H193V110L195 111V112H189V115L186 117L185 115H184V113L183 112H186V110H185V107L186 106H181L180 107V109H179V98L181 97V95L178 93V90L180 91V88H177V89H175V91L174 92H172L171 93V96H170V91L171 90H168V91H166V95L167 96H159V94H158V90H160V87L158 86V84L160 85V83L159 82H161V83H168V82H171L172 80L169 78V76H167L166 74H162L160 71H159V69L160 68H162L163 66L164 67H166L167 69L165 70V71H173V70H175V73H180V74H178L179 76V78L180 79H182V80H180L181 82H182V84H186L187 86H189L190 85V83L192 84V82H190V81H192V72L194 71V70H196V68H194L193 70H192V67H194L195 66V62H193L194 60L196 61V65L198 64L197 63V61H201L203 58L202 57H204V54H209L208 53V51H205V50H202V46L200 47V48H197L198 50H196V54L195 53H193V49L191 50V48L189 47V44H187L189 41H190V37H187L186 39H183L184 38V34H185V32H187V27L188 26H186L185 25V27H184V30L182 31V33L180 34V38L179 39H177L178 38V36H177V38H176V36H175V30H177V27L175 28ZM171 27V28H170ZM103 28H106L105 26L103 27ZM167 28V29H166ZM170 28V30L168 31V29ZM107 30L105 29V30H101L100 32L102 33V32H106ZM168 32V33H167ZM162 35L164 36V37H162ZM174 35V36H173ZM160 37H161V39H163V41L160 39ZM166 37H168V40H167V38ZM171 37H175V38H171ZM152 38H155V40L157 41V43H158V45H159V48L160 47H162V48H157L158 47V45H157V43L155 44L154 43V40H152ZM182 39V40H181ZM172 40V41H171ZM178 40V41H177ZM147 42V43H149V44H147V43H143V42ZM167 41V42H166ZM177 41V42H176ZM184 41H187V42H184ZM139 42V41H138ZM161 44H160V43ZM163 42V43H162ZM172 42V43H171ZM174 42H175V44H174ZM182 42H184V43H182ZM142 43V44H141ZM153 43H154V45H153ZM166 43H167V47H166ZM178 43V44H177ZM168 44H169V46H170V48H169V46H168ZM171 44V45H170ZM177 44V45H176ZM179 44H181V45H179ZM184 44V45H183ZM148 45V46H147ZM149 45H151V46H153L152 48H151V46H149ZM176 45V46H175ZM147 46V47H146ZM173 46V47H172ZM186 46V47H185ZM178 47H180V48H178ZM131 48V47H130ZM169 48V49H168ZM172 48V49H171ZM184 48V49H183ZM152 49H153V51H152ZM163 51H162V50ZM170 49H171V51H170ZM174 49V50H173ZM183 49V50H182ZM151 51V53H150V51ZM178 50V51H177ZM186 50V51H185ZM202 50V51H201ZM160 51V52H159ZM177 51V52H176ZM205 51V52H204ZM166 53L165 54V56H164V54H161V53ZM173 52V53H172ZM191 52H192V54H191ZM201 52V53H200ZM152 53H154V54H152ZM160 53V54H159ZM170 53V54H169ZM179 53V54H178ZM182 53V54H181ZM189 53V54H188ZM204 53V54H203ZM134 54V55H133ZM173 54V55H172ZM186 54V55H185ZM194 54V55H193ZM216 53H214L213 51H212V53L210 52V55H212V57L214 58L213 60L215 61L216 59H218V58H220V57H222L219 53L217 54V55H215ZM132 55V56H131ZM158 55H160L161 57H159ZM164 56V58H163V56ZM167 55H168V57L169 58H171L172 59V62L170 61V59L169 58H167ZM181 56L180 58H179V56ZM191 55H192V57H191ZM196 55V56H195ZM171 56V57H170ZM188 56V57H187ZM201 56V57H200ZM133 57H134V59H133ZM156 57V58H155ZM159 57V58H158ZM184 57V58H183ZM217 57V58H216ZM161 58V59H160ZM163 58V59H162ZM177 58H179V59H181V60H178ZM193 58V59H192ZM223 58V57H222ZM127 59V60H126ZM157 59H160V61H161V63H162V61L164 62V60H165V62H166V60L168 59V65L170 64V62L171 63H176V62H178V63H174L173 65L171 64V65H167V64H161L160 63V61L159 60H157ZM182 59H183V61H182ZM199 59V60H198ZM131 60H134L136 63H134V61H131ZM175 60H177V61H175ZM191 62H190V61ZM129 61H130V63H129ZM181 61V63H179ZM185 61H187L186 62V64L187 65H185ZM213 61V62H214ZM220 61V59L217 61H215L216 63L217 62H219ZM69 63H68V65H70V61H68ZM153 62H154V64H153ZM158 62V63H157ZM166 62V63H167ZM189 62V63H188ZM133 63V64H132ZM153 65H152V64ZM155 63H156V65H155ZM191 63V64H190ZM159 64V65H158ZM179 64V65H178ZM184 64V65H183ZM124 65V66H123ZM191 65H194V66H191ZM216 65V64H215ZM142 66V67H141ZM143 66H145L144 68H143ZM157 66H159V69H158V67ZM171 66V68L169 69V67ZM172 66H173V69H172ZM179 66V67H178ZM180 66H181V68H180ZM91 69H90V68ZM124 67V68H123ZM127 67H129V68H127ZM156 67H157V70H156ZM176 67V68H175ZM188 67V68H187ZM90 70H95L94 72L93 71H91L90 73L92 74V75H94V76H92V75H90L89 76V69ZM110 68H113L112 70L110 69ZM116 68V69H115ZM119 68H121L122 69V71H121V69H119ZM148 68V70L146 71V69ZM175 68V69H174ZM183 68H184V70H183ZM186 68H187V70H186ZM191 68V70H190V72H189V69ZM68 70H70L71 68H67ZM83 69V71H81ZM86 69V70H85ZM105 69H107L108 71H105ZM118 69V70H117ZM133 69V70H132ZM149 69H150V71H149ZM111 70V71H110ZM114 70H117V71H114ZM124 70V71H123ZM153 70V71H152ZM155 70V71H154ZM180 72H179V71ZM183 70V71H182ZM118 71H120V72H118ZM127 71V72H126ZM158 73H157V72ZM177 71V72H176ZM183 73H182V72ZM187 71V72H186ZM86 72V73H85ZM108 73L109 74V76H108V74H107V76H106V73ZM115 72V73H114ZM146 74H145V73ZM153 72H154V74H153ZM156 72V73H155ZM84 73V74H83ZM87 73H88V76H89V79H95V81H91V80H87V81H85L86 80V78L88 79V76H87ZM94 73V74H93ZM119 74L118 76L120 77L119 79H117V80H115V78H113V75H115V74ZM121 73L123 74V75H121ZM150 73H151V76H150ZM190 73H191V75H190ZM68 74H69V72H68ZM83 74V75H82ZM159 74V75H158ZM182 74V75H181ZM121 75V76H120ZM149 75V76H148ZM163 75V76H162ZM184 75V76H183ZM93 77V78H90V77ZM125 76V77H124ZM189 76H190V79H189ZM156 77H158V78H156ZM166 77V78H165ZM185 78V82H184V78ZM81 78V80H79V79ZM82 78H84V79H82ZM99 78V79H98ZM111 78V79H110ZM149 78V80H151L150 81V83H148V79ZM150 78H152V79H150ZM161 79V81H160V79ZM164 78V79H163ZM71 79L74 81V82H72L71 81ZM112 80L111 82H112V86L110 85L111 83H110V80ZM121 79V80H120ZM175 79V78H174ZM174 79H173V81H174ZM176 79H177V77H176ZM82 80H83V82H82ZM109 80V81H108ZM115 80V81H114ZM119 80V81H118ZM154 80V82H152ZM155 80H156V82H155ZM167 80V81H166ZM169 80V81H168ZM84 81L85 82H88L87 84L86 83H84ZM91 81V82H90ZM102 81H104L103 83H101ZM164 81V82H163ZM190 83H189V82ZM76 82V83H75ZM77 82H81V83H78V85H77ZM93 82H95V84L93 83ZM99 82H100V84L102 85L103 84V87L101 88L100 87V85H99ZM106 82H108V83H106ZM115 82V83H114ZM118 82V83H117ZM120 82V83H119ZM175 82V81H174ZM188 84H187V83ZM110 83V84H109ZM114 83V84H113ZM121 83H123V84H121ZM133 83H135L134 85H133ZM147 83V84H146ZM154 83H155V85H154ZM156 83H157V86H156ZM172 83V82H171ZM65 84V85H64ZM74 84H76V85H74ZM96 84H97V86H96ZM105 84H107V85H105ZM109 84V85H108ZM118 84V85H117ZM130 84V88L128 87V85ZM59 85V86H58ZM61 85V86H60ZM72 85V86H71ZM74 85V86H73ZM91 85H93L92 87H94V88H91L90 86ZM121 85H123V86H121ZM137 85V86H136ZM150 85H152V86H150ZM66 88H65V87ZM68 86H70L69 88H68ZM76 86V87H75ZM79 86H81V87H79ZM105 86H111V88H112V90L111 89H109V88H107L106 87V89L104 88ZM115 86H116V88H115ZM119 86H120V88H121V91L120 90H118V89H120L119 88ZM126 86V87H125ZM133 86H134V88H133ZM191 86V85H190ZM73 87H75V88H73ZM80 89H79V88ZM87 87H89V88H87ZM97 87L99 88H101L102 89V91H101V89L99 88L98 90H97ZM123 87V88H122ZM151 87H153L155 90H153V88H151ZM64 88V89H63ZM71 88V89H70ZM73 88V89H72ZM77 88V89H76ZM96 88V89H95ZM104 88V89H103ZM118 88V89H117ZM128 88H129V90H128ZM157 88V89H156ZM68 89H69V91H68ZM84 89V90H83ZM91 89V90H90ZM107 89H109L110 90V92L107 94ZM122 89L123 90H125V92L124 91H122ZM135 89V90H134ZM151 89V90H150ZM63 90H66L65 92L63 91ZM88 90V91H87ZM95 90H97V91H95ZM115 90V91H114ZM133 90H134V92H133ZM209 90V89H208ZM77 91V92H76ZM112 91V92H111ZM121 92L120 94H122V96H120L119 94H116V92L117 93H119V92ZM148 91V92H147ZM152 91V92H151ZM207 91V90H206ZM245 89H244V94H245ZM67 92H69L68 94H70L71 95V99H70V96L69 95H67ZM76 92V93H75ZM81 92V93H80ZM90 92H94V93H90ZM102 92V93H101ZM115 93V95H114V93ZM73 93V94H72ZM87 93V94H86ZM99 93H100V95H99ZM177 93L180 95V96H178L177 95ZM85 94V95H84ZM93 95V97L91 96V95ZM108 95V97H107V99L109 98V100H107L106 99V96ZM155 94V95H154ZM169 94V95H168ZM176 94V95H175ZM243 94V95H244ZM73 95V96H72ZM75 95V96H74ZM98 96L97 98H96V96ZM103 95H105V96H103ZM109 95H111V96H113V97H111V96H109ZM157 95H158V97H159V99H155V97L156 98H158L157 97ZM66 96V97H65ZM78 98H77V97ZM83 96V97H82ZM102 96V97H101ZM118 96V97H117ZM67 97H69V98H67ZM74 97H75V99H74ZM100 97V98H99ZM103 97L105 98V99H103ZM112 98V100H111V98ZM114 97H115V99H114ZM118 99H117V98ZM151 97V98H150ZM152 97H153V99H152ZM167 97V98H166ZM208 97V98H207ZM126 98V99H125ZM170 98V99H169ZM66 99V100H65ZM93 99V100H92ZM100 99H102V100H100ZM121 99V100H120ZM151 99V102H149V100ZM154 99H155V101H154ZM164 99V100H163ZM169 99V100H168ZM69 100V101H68ZM75 102H74V101ZM77 100V101H76ZM111 100V101H110ZM167 100L169 101V102H167ZM181 100V99H180ZM85 101V102H84ZM88 101V102H87ZM95 101V102H94ZM101 101V102H100ZM107 101H109L108 103H107ZM117 101V102H116ZM161 101V102H160ZM164 101V102H163ZM166 101V102H165ZM73 102V103H72ZM82 102V103H81ZM125 102V103H124ZM163 102V103H162ZM76 103V104H75ZM91 103V104H90ZM99 103V104H98ZM102 103V104H101ZM105 104V107H104V104ZM107 103V104H106ZM112 103V104H111ZM172 105H171V104ZM178 103V104H177ZM80 104V105H79ZM164 104V105H163ZM72 105V106H71ZM74 105H75V109H74ZM87 107H86V106ZM90 105H91V107H90ZM95 105V106H94ZM99 105V106H98ZM103 105V106H102ZM62 106H64V107H62ZM68 106V107H67ZM78 106V107H77ZM94 106V107H93ZM106 106H107V111H106ZM110 106V107H109ZM147 106V107H146ZM161 106H163V107H161ZM82 107V108H81ZM86 108V110L85 111H83L84 110V108ZM161 107V108H160ZM56 108H57V110H56ZM65 108V109H64ZM77 108H79V109H77ZM81 108V109H80ZM89 108V109H88ZM105 108V109H104ZM109 108V109H108ZM204 108V109H203ZM53 109H55V111L52 110ZM61 109V110H60ZM69 109V110H68ZM93 111H91V110ZM165 109V110H164ZM63 110V111H62ZM66 110V111H65ZM67 110H68V112H67ZM80 110H81V112H80ZM101 110V111H100ZM109 110V111H108ZM204 110V111H203ZM216 110V109H215ZM56 111H58V113H56ZM60 111V112H59ZM64 111L66 112V113H64ZM79 113H78V112ZM88 111V112H87ZM103 111V112H102ZM106 111V112H105ZM111 111V112H110ZM162 111V112H161ZM53 112V113H52ZM70 112V113H69ZM71 112L73 113L72 115H71ZM95 112V114L93 115V113ZM80 113L81 114H84V115H81V116H79L80 115ZM85 113H90V114H86L85 115ZM105 113V114H104ZM108 113H109V115H108ZM196 113V114H195ZM61 114H63L62 116H60ZM68 116H67V115ZM76 114V115H75ZM89 115H91L90 117H89ZM183 115V116H182ZM194 115V116H193ZM96 116V117H95ZM112 116V117H111ZM64 119H69V120H63V118ZM73 117V118H72ZM75 117L78 119L79 117V119H78V121H79V123H78V121H76L77 119H75ZM88 117V118H87ZM180 117V118H179ZM182 117V118H181ZM109 118H118L117 120H120L121 118V122H122V124L124 125L125 123H126V121H127V123L123 126V129L121 130L120 129V132H118V133H116L115 131H114V129H111V126L110 125H108V123H107V121L109 120ZM201 118L203 119L202 120V123L201 124H199V122L201 121ZM62 119V120H61ZM70 119H72L71 121H70ZM75 119V120H74ZM80 119H83L82 121L80 120ZM87 119V120H86ZM91 119V120H90ZM95 119V120H94ZM107 119V120H106ZM180 119V120H179ZM58 120V121H57ZM61 120V123L59 122ZM85 120V121H84ZM93 120V121H92ZM180 122H179V121ZM63 121V122H62ZM68 121H70V122H68ZM84 121V122H83ZM87 121V122H86ZM178 121V122H177ZM182 121V122H181ZM240 121V120H239ZM74 122H75V126H71L72 124L74 125ZM94 122V123H93ZM160 122V123H159ZM66 123H68V124H66ZM70 123V124H69ZM83 123H85V124H83ZM101 123V124H100ZM78 124V125H77ZM80 124H83V125H80ZM88 124H90V126L92 125V126H94V127H90ZM130 124V125H129ZM177 124H178V127H177ZM64 125V126H63ZM77 125V126H76ZM96 125V126H95ZM198 125V126H197ZM200 125H203V126H201V134H199V135H201V136H195V133H194V131H195V129L197 128V127H200ZM83 126H85V128H83ZM87 126V127H86ZM99 126H100V128H99ZM124 127H126V128H128L129 130H130V128H131V130H133V131H129L130 132V135H129V132L127 131V129L125 128V131H123L124 130ZM203 127V128H202ZM217 127H218V130H216L217 129ZM73 128V129H72ZM81 128V129H80ZM89 128V129H88ZM93 128H95V129H93ZM102 128V129H101ZM104 128V129H103ZM162 128V129H161ZM178 128V129H177ZM182 128V129H181ZM101 129V130H100ZM106 129V130H105ZM172 129H174L175 130V132H176V134H174L171 130ZM71 130V131H70ZM87 130V131H86ZM90 130V131H89ZM94 130H96L95 132H94ZM112 130H113V132H112ZM161 130V135H160V139H159V142H158V145L153 149V150H150V147L152 146V142H153V140H154V135H158L159 134V131ZM173 130V131H174ZM177 130V131H176ZM199 130V129H198ZM101 131V132H100ZM158 131V132H157ZM66 132H67V134H66ZM73 132V133H72ZM80 132H78L79 134H80ZM98 132V133H97ZM103 132V133H102ZM115 132V133H114ZM122 132H124V133H122ZM128 132V135H125V133H127ZM168 132H169V134L171 135V134H174L175 136H177L178 137V135H179V137H182L184 140H183V144L181 143L180 145H181V147H179V152H178V154H176L177 156H175V158L174 159H172V158H170L169 156L170 155H166L167 157H165V158H162V159H160L161 157L160 156H163V151L162 150H160V148H161V145H162V142H164L167 138H170V135L168 134ZM219 132V133H218ZM72 133V134H71ZM78 133H76L77 134V136L79 137V134ZM105 133V134H104ZM108 133H110V134H108ZM113 133V134H112ZM193 133H194V135H193ZM66 134V136H64ZM95 134H98V135H95ZM112 134V135H111ZM120 134V135H119ZM167 134L169 135V136H167ZM178 134V135H177ZM88 135H89V137H90V140H89V137H88ZM91 135V136H90ZM107 135H109V136H107ZM122 135V136H121ZM92 136H93V138H92ZM96 136V137H95ZM110 136H112V137H110ZM116 136H117V138H116ZM150 136V137H149ZM166 136V137H165ZM175 136H173L174 138H175ZM197 138V137H199V141L196 139L195 140V137ZM85 137H87L88 139H86V140H88V141H86L85 140ZM104 138V140L102 139V138ZM106 137V138H105ZM110 137V138H109ZM114 137V139H112ZM122 137H123V139H122ZM125 137H127V138H129V137H131V138H129V139H132V140H129V139H127V138H125ZM133 137V138H132ZM135 137V138H134ZM95 138V139H94ZM118 138H119V140H118ZM173 138V139H174ZM227 138H229V137H227ZM231 138V137H230ZM60 138H58V140L57 141H59V140H61ZM80 139H83V142L85 143L84 145H83V142H82V140H80ZM93 139V140H92ZM100 139V140H99ZM106 139V140H105ZM125 139V140H124ZM164 139V140H163ZM173 139H172V135H171V140L173 141ZM63 140H61V141H59L60 143H63L64 141ZM113 142H112V141ZM124 142H123V141ZM134 140V141H133ZM175 140V139H174ZM223 140V139H222ZM90 141V143L92 142H94L93 144L91 143V147H90V145H89V142ZM95 141H96V143H95ZM98 141V142H97ZM109 141V142H108ZM128 141V142H127ZM195 141H197V143L195 142ZM66 142V141H65ZM105 143V144H98V143ZM112 142V143H111ZM125 142H127L126 144H125ZM174 142V141H173ZM213 142V143H212ZM81 143H82V145H81ZM107 143V144H106ZM195 143H196V147H195ZM55 144H56V142H55ZM66 144V145H67ZM96 144V145H95ZM118 144V145H117ZM125 144V145H124ZM161 144V145H160ZM164 144V143H163ZM69 145V146H70ZM96 147L97 145H99V146H101V147H96V148H94L93 149V147L94 146ZM112 145V146H111ZM114 145H115V147H114ZM122 147H121V146ZM124 145V146H123ZM87 146H89L91 149H86V147ZM97 148H100V149H102V150H97ZM113 148V149H112ZM116 148V149H115ZM135 148H137V150L138 151H143L144 152V150H145V153L147 152V158H145V161H144V163H142V164H140V165H138V168H135V169H133L132 171H130L129 173H127L128 171L127 170H125V168H123V167H125L124 165H127V164H125V163H127L126 162V160H123V159H125L126 157H123V156H125L126 154H128L132 159H134L135 157H134V149ZM195 148V149H194ZM94 150V152H93V150ZM108 149V150H107ZM112 149V150H111ZM120 149V150H119ZM107 150V151H106ZM115 150H116V152H115ZM119 152H118V151ZM109 151V152H108ZM154 151V152H153ZM78 152V151H77ZM97 152V153H96ZM102 152H104V153H102ZM153 154H152V153ZM162 152V153H161ZM193 152V153H192ZM88 155H87V154ZM94 153V154H93ZM102 156V158H100V159H98L97 158V156L98 157H100V155ZM115 153V154H114ZM120 153H122V154H120ZM125 153V154H124ZM192 153V154H191ZM212 153V154H211ZM117 154V155H116ZM201 154V155H200ZM91 155V156H90ZM93 155V156H92ZM104 155V156H103ZM109 155V156H108ZM113 155H115V156H113ZM120 155V156H119ZM154 155V156H153ZM116 156H118V157H116ZM90 157V158H89ZM114 158V159H110V158ZM160 157V158H159ZM169 157V158H168ZM128 158V157H127ZM87 159V160H86ZM96 159V160H95ZM157 159V160H156ZM172 159V160H171ZM89 160V161H88ZM94 160V161H93ZM119 160H121V161H119ZM160 160V161H159ZM163 160V161H162ZM96 161V162H95ZM100 161V162H99ZM166 161V162H165ZM168 161L169 162H173V164H172V162L169 164L168 163ZM124 162V163H123ZM77 163V162H76ZM91 163V164H90ZM93 163V164H92ZM88 164H90V165H95V164H98V165H96V166H94L95 167V169H96V172H95V169H93L94 167H92V166H88ZM104 164V165H103ZM123 164V165H122ZM104 166L105 168H102L103 170H101V171H99L100 170V168H101V166ZM107 165V166H106ZM168 165V166H167ZM169 165H171V166H169ZM71 167V168H70ZM91 168L90 170L88 169V168ZM122 167V168H121ZM171 167V168H170ZM202 167H203V165H202ZM119 168V169H118ZM73 169V170H72ZM105 169V170H104ZM113 169V170H112ZM171 169V170H170ZM69 170H70V172L72 171V173H70L69 172ZM107 170V171H106ZM135 170V171H134ZM61 171H63V172H61ZM103 171V172H102ZM123 171V172H122ZM186 171L188 172V176L187 175H184L185 173H186ZM80 172H81V174H82V172H83V176L82 175H80ZM92 172V173H91ZM98 172V174H95V173H97ZM101 172H102V174H101ZM107 172H109L108 174H107ZM199 172V173H198ZM94 173V174H93ZM104 173V174H103ZM120 173V174H119ZM125 173V174H124ZM126 173L128 174L127 176H126ZM71 174H73V176L71 175ZM113 174V175H112ZM210 174V173H209ZM66 175H67V177H66ZM71 175V176H70ZM79 175V176H78ZM85 175H89V176H85ZM200 175V176H199ZM202 175V176H201ZM76 176H78L77 178H76ZM98 176H100V177H98ZM113 176V177H112ZM60 179H59V178ZM66 179H65V178ZM74 177V178H73ZM98 177V178H97ZM202 177H204V178H202ZM88 178V179H87ZM114 178H117L116 180L114 179ZM127 178V179H126ZM130 178V179H129ZM201 178L203 179V180H201ZM76 181H75V180ZM78 179V180H77ZM79 179H80V181H79ZM113 179V180H112ZM64 180H66V182H63ZM94 180V181H95ZM118 180V181H117ZM122 180H124V181H122ZM79 181V182H78ZM111 181V182H110ZM114 181H115V185L113 184L114 183ZM214 181V180H213ZM62 182H63V184H62ZM75 182V183H74ZM105 182V183H106ZM120 182V183H119ZM126 183L125 185H127V186H129L130 187V194L131 195H133V197H136V198H134L135 200H131L132 198H131V196L130 195H127L125 198H123V199H121V197H120V199L122 200V202H121V200L119 199V197H117V198H115L116 196H117V194L119 195V190H120V187L119 186H121V184L122 183ZM61 183V184H60ZM65 183V184H64ZM88 183H89V181H88ZM87 183V184H88ZM119 183V184H118ZM119 186H118V185ZM72 185H74L73 186V188H71L72 187ZM77 185V186H76ZM115 186V189H117L116 191H115V189H114V186ZM76 186V187H75ZM85 186H87L86 184H85ZM68 187V188H67ZM117 187V188H116ZM141 187H143L142 189L143 190H141ZM145 187V188H144ZM162 187V188H161ZM168 187V188H167ZM174 187V188H173ZM138 188V189H137ZM68 189H70V190H68ZM75 189V190H74ZM149 189V190H148ZM161 189V190H160ZM63 190V191H62ZM72 190V191H71ZM176 190V191H175ZM112 191V192H111ZM115 191V192H114ZM147 191V192H146ZM153 191V192H152ZM155 191V192H154ZM197 191H201V192H203L201 195L200 194H197ZM65 192V193H64ZM73 194H72V193ZM164 192V193H163ZM110 193L112 194V193H114L113 194V199H111V195H110ZM140 193V194H139ZM152 194V193H157V194H153V196L152 195H148V194ZM169 194V196L168 195H166V194ZM72 194V195H71ZM109 194V195H108ZM115 194H116V196H115ZM136 194V195H135ZM178 194V195H177ZM210 194V193H209ZM107 196H109V197H107ZM115 196V197H114ZM130 196V197H129ZM167 196V197H166ZM105 197H107V198H105ZM111 199V200H108V199ZM138 198V199H137ZM128 199H130V200H128ZM107 200V201H106ZM131 201L130 203L128 202V201ZM198 200H201V202H199ZM107 202V203H105V202ZM113 201V202H112ZM121 203H120V202ZM32 202V203H31ZM87 202H89L90 204H86ZM112 202V203H111ZM118 202H119V204H118ZM125 202V203H124ZM132 202H133V204H132ZM136 204H135V203ZM168 202V203H167ZM176 202H177V204H176ZM59 203H61L59 206H58V204ZM82 203V204H81ZM96 203V204H95ZM104 203V204H103ZM113 203H115L117 206H118V208H116L117 206H115V204H113ZM27 204V205H26ZM80 204V205H79ZM95 204V205H94ZM102 204V205H101ZM138 205V206H135V205ZM153 204V205H152ZM162 204H164L163 206H162ZM89 207H88V206ZM100 205V206H99ZM106 205L108 206V207H106ZM113 207H112V206ZM123 205L124 206V208H123V206L121 207V206ZM128 205V206H127ZM199 205V206H198ZM200 205H202V206H204V207H202V210H200L201 208H200ZM216 205V206H215ZM61 206H63V207H61ZM74 206V207H75ZM85 207V208H87V209H85L84 208V210L83 209H81L82 207ZM87 206V207H86ZM111 206V207H110ZM133 206V207H132ZM176 206V207H175ZM36 207V208H35ZM57 207V208H56ZM69 207V208H68ZM80 207V208H79ZM95 207V208H94ZM100 207H102L101 209L102 210H99L98 208H100ZM120 207H121V209L122 210H124V209H126V210H124V211H120L121 209H120ZM130 208V210H129V208ZM165 207V208H164ZM196 207V208H195ZM37 210L38 208H39V210H42V213L40 212H38V210L36 211V212H38L39 214H36V212H35V209ZM60 208V209H59ZM66 208V212L64 211V209ZM111 208H113V209H111ZM169 209V211H168V213H167V215L168 216H166V217H164L163 215H164V213L162 212L164 209ZM211 208H213V210H216V211H211L210 209ZM215 208V209H214ZM217 208V209H216ZM223 208V209H222ZM234 208V209H233ZM34 209V210H33ZM61 209H63L62 211H61ZM81 210V213H83V214H81V213H79L80 212V210ZM97 209V210H96ZM255 209H257V208H255ZM20 210V211H21ZM67 210H68V212H67ZM71 210V211H70ZM72 210H73V212H72ZM84 212H83V211ZM95 210L96 211H99V212H95ZM105 210V211H104ZM257 210H259V211H261L262 213H264V210H262V209H257ZM24 211H25V213H24ZM35 213V215H34V213ZM59 211V212H58ZM61 211V212H60ZM63 211H64V213L65 214H67L66 215V217L64 216L65 214L63 213ZM69 211H70V213H69ZM86 211H87V213L88 214H86ZM94 213H93V212ZM110 211H111V214H110ZM121 213H120V212ZM202 211V212H201ZM27 212V213H26ZM30 212H31V214L32 215H30ZM62 213V216H61V218H60V216H58L59 214L58 213ZM90 212V213H89ZM115 212V213H114ZM119 212V213H118ZM213 212V213H212ZM19 213H21V212H19ZM46 213V214H45ZM93 213V215H91ZM124 213V214H123ZM135 213H137V214H135ZM217 213V214H216ZM29 214V217L27 216ZM64 214V215H63ZM80 216H79V215ZM87 216H86V215ZM90 214V215H89ZM94 214L96 215V216H94ZM101 214H102V216H101ZM109 215V216H107V215ZM22 215V216H21ZM35 217H34V216ZM37 215L38 216H40L38 219H35V220H33L32 221V219L33 218H37ZM68 215H72V220L73 221H69L70 219L67 217ZM75 215V216H74ZM86 217H84V216ZM115 215V216H114ZM139 215V216H138ZM57 216V217H56ZM83 216V217H82ZM89 216H90V218H89ZM95 217V219H93V217ZM111 216V217H110ZM114 216V217H113ZM136 216V217H135ZM30 217H32L31 219H30ZM45 217V218H44ZM105 217V218H104ZM109 217V218H108ZM129 217V218H128ZM170 217V218H169ZM61 219V222L58 220V219ZM63 218V219H62ZM65 218V219H64ZM68 220H67V219ZM75 218H76V220H75ZM91 218L93 219V220H91ZM141 218V219H140ZM29 219L31 220V221H29ZM87 219H89L88 221H87ZM115 219V220H114ZM124 219V220H123ZM132 219V220H131ZM169 219V221H167V220ZM37 220V221H36ZM43 222L42 224L40 223L41 221ZM74 220L77 222H74ZM82 220V221H81ZM83 220H85V221H83ZM128 220V221H127ZM36 221V222H35ZM67 221L70 223H72V222H74V224L72 223H70L71 224V226H70V224L69 223H67ZM81 221V222H80ZM107 221V222H106ZM136 221H139V222H136ZM149 221V222H148ZM29 222V223H28ZM37 222H38V224H37ZM58 222H60V223H58ZM85 222H86V224H85ZM90 223V225H89V223ZM124 222V223H123ZM144 222H146V223H144ZM170 222V223H169ZM57 223V224H56ZM61 223H63V225L61 224ZM80 223V224H79ZM131 223V224H130ZM134 224V226H133V224ZM30 224H31V226L32 227H30ZM34 224V225H33ZM61 224V225H60ZM65 224H69V227H68V225H65ZM77 226H76V225ZM80 226H79V225ZM83 224V225H82ZM87 225L86 227H85V225ZM95 224V225H94ZM143 224V225H142ZM152 224V225H151ZM165 224V225H164ZM56 225V226H55ZM92 225V226H91ZM94 225V226H93ZM100 225V226H99ZM109 225V226H108ZM113 225V226H112ZM122 225V226H121ZM128 225V226H127ZM131 225V226H130ZM168 225V226H167ZM25 226H26V228H25ZM73 226H75L74 228H73ZM82 226V227H81ZM84 226V227H83ZM88 226H90V227H88ZM97 226V227H96ZM113 228H112V227ZM145 226H147V228L145 227ZM152 226V227H151ZM27 227L30 229V231H29V229H27ZM37 227H41V228H37ZM43 227V228H42ZM55 227V228H54ZM59 227V228H58ZM63 229H62V228ZM72 229H71V228ZM93 227V228H92ZM102 227H105L103 230H105V233H103V232H101V231H103V230H101V228ZM117 227H121L122 228V231H121V228H117ZM134 227V228H133ZM139 227V228H138ZM145 227V228H144ZM155 227H156V229H155ZM32 228L33 229H37V230H35L36 232L38 231V230H40L41 232H37V236H39V238L41 239V237H42V235H44V236H47L46 237V239H45V237L43 236L42 238L43 239H45V241L47 242H51V246L50 245H48V246H50V248L47 246V249L45 248V251H46V253L48 252V254H37V253H35L33 250L31 251V248L28 246V245H31L30 243H36V240L39 242V238H37V237H35L36 236V232L34 231V230H32ZM44 228H45V230H44ZM71 230H70V229ZM78 228V229H77ZM112 228V231L110 230V229ZM125 228H127V229H125ZM144 228V229H143ZM158 228H160V229H158ZM41 229H43L45 232H44V234H42V230ZM58 231H57V230ZM59 229H61V230H59ZM65 229H67L66 231H65ZM77 229V230H76ZM86 229H87V231H86ZM124 229H125V231H128V232H125L124 231ZM146 229V230H145ZM70 230V233L68 232ZM75 230V231H74ZM109 230L111 231V232H113V231H115V232H113V233H111V232H109ZM117 230H119V231H117ZM132 230V231H131ZM149 230V231H148ZM154 230V231H153ZM30 233H29V232ZM62 231L65 233V235H67V236H62V235H64L63 233H62ZM74 231V232H73ZM88 231H89V233H88ZM106 231H108V232H106ZM162 232L161 234H160V232ZM0 235L1 234H3L4 233V231H3V224H1L0 223ZM27 232V233H26ZM59 232H61V233H59ZM81 232V233H80ZM84 232V233H83ZM86 232V233H85ZM97 232H100V233H97ZM123 232V233H122ZM39 233H41L40 235H39ZM69 233V234H68ZM72 233V234H71ZM103 233V234H102ZM121 233V235H117V234H120ZM125 233V234H124ZM128 233V234H127ZM153 233V234H152ZM23 234H26L27 236H25V237H23L22 235ZM52 234H53V236H52ZM61 236H60V235ZM88 234V235H87ZM94 234H97V236L96 235H94ZM99 234V235H98ZM102 234V235H101ZM122 234H124V236H122ZM132 236H131V235ZM160 234V235H159ZM4 235V234H3ZM56 235H58V236H56ZM73 235H77V236H80V238L78 239V237L77 236H73ZM82 235H84V236H82ZM90 235V236H89ZM101 235V236H100ZM106 236V238H104V236ZM117 236L116 238H114L115 239V241H114V239H113V236ZM129 235H130V237H129ZM134 235V236H133ZM140 235H142L141 237H140ZM29 236H30V238H29ZM89 236V237H88ZM99 236V237H98ZM110 236L112 237V242H110V240H111V238H110ZM124 237V238H121V237ZM136 236V237H135ZM138 236V237H137ZM152 236V237H151ZM52 237L55 239V241H59L60 239L62 240V242L65 240V242H63V244L61 243V244H58V242H56L55 243V241L52 239ZM61 237V238H60ZM75 237H77L76 239H77V241L75 240ZM127 237V238H126ZM135 237V238H134ZM145 237L146 238H148V241H147V239H145ZM25 238V239H24ZM48 238V239H47ZM57 238H60V239H57ZM64 238H66V239H64ZM110 238V239H109ZM131 238H134V239H131ZM164 238V239H163ZM74 239V240H73ZM88 239V240H87ZM94 239H96V240H94ZM137 239V240H136ZM142 239V240H141ZM144 239V240H143ZM157 239V240H156ZM27 240H31V241H28L27 242ZM34 240H35V242H34ZM84 240V241H83ZM103 240V241H102ZM104 240H105V242H104ZM118 240L119 241H121V242H118ZM136 240V241H135ZM25 241H26V243H29V244H26L28 247L26 248V245H25ZM53 241H54V243H55V245H53ZM72 241H73V244H72ZM80 241V242H79ZM89 241V242H88ZM102 241V242H101ZM108 241L110 242V244H108ZM124 241V242H123ZM132 241V242H131ZM136 242L137 244H138V242L137 241H139V242H141V244L140 245H137L136 243V245L135 246H132L131 244L133 243L134 244V242ZM143 241V242H142ZM147 241V242H146ZM47 242V243H48ZM71 243V244H69V243ZM82 242V243H81ZM86 242V243H85ZM93 242V243H92ZM114 242V243H113ZM120 243L121 245L123 244V245H129V246H131V247H127V249H128V251L127 252H122V251H126L125 250V248H124V250H121V252H119L120 251V248L121 247H124V246H119L118 244H116V245H114L115 243ZM48 243V244H49ZM65 243H67V244H65ZM77 243V244H76ZM81 243V244H80ZM98 245V247H97V245ZM103 243H105V244H103ZM128 243V244H127ZM143 243H145V244H143ZM11 244V245H10ZM17 244V245H16ZM57 244V245H56ZM67 246H65V245ZM75 244H76V246L78 247H76L75 246ZM86 244H88V245H86ZM95 244V245H94ZM112 244V246H110ZM152 244V245H151ZM164 244V245H163ZM14 247H13V246ZM24 245V246H23ZM65 246V247H63L62 249H61V247L62 246ZM70 245V246H69ZM79 245H81V246H79ZM102 245V246H101ZM110 246V247H106V246ZM149 245V246H148ZM45 246V247H46ZM55 246H56V248H55ZM58 246H60V247H58ZM75 246V247H74ZM83 246H85V247H83ZM93 246V247H92ZM103 246H105L104 248H103ZM117 246V248L115 249V247ZM140 246V247H139ZM153 246V247H152ZM54 247V248H53ZM69 247V248H68ZM113 247V248H112ZM139 247V248H138ZM146 247H147V249H146ZM9 248V247H8ZM18 248V249H17ZM29 248V249H28ZM72 248V249H71ZM82 248H83V250H82ZM86 248V249H85ZM98 250H97V249ZM101 248V249H100ZM109 248V250H107ZM110 248L112 249V252H111V250H110ZM156 250H155V249ZM162 250H161V249ZM15 249V250H14ZM29 251H28V250ZM48 249L50 250V251H48ZM61 249V250H60ZM63 249H65V250H63ZM69 249H70V251H69ZM81 251H80V250ZM89 249H91V250H89ZM93 249V250H92ZM97 251H96V250ZM138 249V250H137ZM23 250V251H22ZM24 250H26V251H24ZM78 250H79V252H78ZM88 250V251H87ZM102 250V251H101ZM103 250H105V251H103ZM119 252V253H122V254H120L119 255V253L117 252V251ZM129 250H130V252H129ZM143 250V251H142ZM153 250V251H152ZM28 251V252H27ZM58 251V252H57ZM60 251H62L61 253L62 254H60V255H62L61 257H58L59 256V252ZM72 251V252H71ZM110 251V252H109ZM155 251V252H154ZM159 251V252H158ZM21 252V253H20ZM25 252V253H24ZM32 252V253H31ZM57 252V253H56ZM69 252H71V253H69ZM74 252H76L75 253V255H74ZM81 252H83V253H81ZM87 254H86V253ZM98 252V253H97ZM100 252H101V254H100ZM107 252V253H106ZM129 252V253H128ZM140 252H141V254H140ZM158 252V253H157ZM14 253H16V254H14ZM23 253V254H22ZM29 253V254H28ZM55 253V254H54ZM67 253V254H66ZM79 253V254H78ZM94 253V254H93ZM100 254V256L102 257H99V255H97V254ZM104 253H106V254H104ZM28 254V255H27ZM33 254L34 255V257H33V255L31 256V255ZM37 254V255H36ZM63 254H65V256L63 255ZM114 254V255H113ZM116 254V255H115ZM134 254V255H133ZM188 254V255H187ZM16 255V256H15ZM22 255V256H21ZM27 255V256H26ZM32 257H30V256ZM53 255H54V257H53ZM119 255V256H118ZM143 255V256H142ZM160 255V256H159ZM188 256V257H186V256ZM24 256V258H22ZM39 256V257H38ZM42 256H43V259H42ZM50 256V258H48ZM57 256V257H56ZM70 256V257H69ZM81 257L82 256V258H80V261L78 260L79 258H77V257ZM85 256V257H84ZM106 257L105 258V260H104V257ZM185 256V257H184ZM26 257H27V259H26ZM30 257V258H29ZM36 257V258H35ZM66 257V258H65ZM84 257V258H83ZM99 257V258H98ZM110 257V258H109ZM122 257V258H121ZM133 257H132V259H133ZM146 257V258H145ZM39 259V260H41L40 262H39V260H36V259ZM46 258H48V260H50L51 258H52V260H53V258H54V260H53V262H52V260H50V261H48ZM88 258V259H87ZM90 258V259H89ZM107 258H109V259H114V262L113 261H111V260H108ZM116 258V259H115ZM123 258H125V259H123ZM144 258V259H143ZM29 259V260H28ZM35 259V260H34ZM68 259V260H67ZM70 259H74L73 261L72 260H70ZM93 259H95V260H93ZM103 259V260H102ZM126 259H128L129 261L128 262H126L127 260ZM151 259H153L152 261H151ZM19 260V261H18ZM77 260V262H75V263H73L74 261H76ZM98 260H100V262L98 261ZM184 260V261H183ZM28 261V262H27ZM44 261V262H43ZM79 261V262H78ZM171 261V262H170ZM186 261V262H185ZM191 261V262H190ZM18 262V263H17ZM23 262V263H22ZM92 262V263H91ZM97 262V263H96ZM163 262V263H162ZM195 262V263H194ZM56 263L58 264L59 262L58 261H56ZM108 264V263H107Z\"/></svg>","mask_w":264,"mask_h":264},{"label":"water","instance_id":"water-1","mask_svg":"<svg viewBox=\"0 0 264 264\" xmlns=\"http://www.w3.org/2000/svg\"><path fill=\"white\" fill-rule=\"evenodd\" d=\"M237 117L222 120L210 151L235 132ZM213 172L208 195L216 193L217 201L264 210V13L242 124L218 156Z\"/></svg>","mask_w":264,"mask_h":264},{"label":"built area","instance_id":"built-area-1","mask_svg":"<svg viewBox=\"0 0 264 264\" xmlns=\"http://www.w3.org/2000/svg\"><path fill=\"white\" fill-rule=\"evenodd\" d=\"M210 260L201 264H264V213L233 210L220 218Z\"/></svg>","mask_w":264,"mask_h":264}]
</instances>
